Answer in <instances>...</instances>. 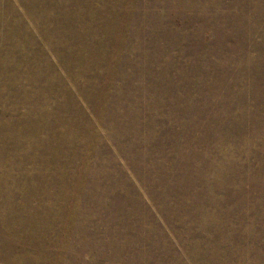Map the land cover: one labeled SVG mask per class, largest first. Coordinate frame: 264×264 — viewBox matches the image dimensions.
Wrapping results in <instances>:
<instances>
[{
    "label": "rangeland",
    "instance_id": "374dc122",
    "mask_svg": "<svg viewBox=\"0 0 264 264\" xmlns=\"http://www.w3.org/2000/svg\"><path fill=\"white\" fill-rule=\"evenodd\" d=\"M35 1H36V3H35ZM41 1H43V0H38V1L37 0H31V2L33 3L32 4V3H30V0L29 1L25 0L24 1L25 3L22 2L21 0L20 1L19 0H0V9H1L0 10V21H1L0 22V29L2 31L4 30L6 33L5 34L4 31L2 32L0 30V32H1L0 35L2 34V36H1L2 38L0 37V45H1L0 46V54H2V56L0 55V69H1L0 71H2L0 73V220H1L0 221V236H1L0 237V251H1L0 252V264H34V263L39 264L40 262H41L40 264H50V263L51 264H79V263L80 264L81 263L82 264H87V263H89V264H102V263L103 264H112V263L113 264H116V263L117 264H134V263L135 264H154V263H156V264L157 263L158 264H164V263L165 264H200V263L201 264H264V178H263L264 177V175H263L264 174V141H263L264 140V106H262V104L264 105V99H262V98H264L263 97L264 96L263 95L264 94V0H144V1L143 0H122V1L121 0H97V1L86 0V2H85V0L84 1L81 0L84 4L79 0L80 2L78 1L77 4L80 6H78L77 4L73 5L69 0H65V1L64 0H60V1L59 0H53L49 3L54 4L57 15L56 14L53 15L52 14L53 12L51 10H49V11L47 10L48 16H44V17L40 16L39 10H38L39 9L38 5L40 4ZM7 3H8V7H7ZM10 3H11V5H10ZM79 3H81V4H79ZM108 3H110V4H108ZM121 3L124 4L123 7H122ZM69 4H70V6H69ZM29 6L31 8H29ZM32 7H34V9H32ZM58 7H59V9H58ZM81 7H82V9H81ZM84 7H86V8H84ZM88 8H90V11H92V12H90ZM36 9L38 12L36 11ZM132 9H133V11H132ZM30 10H32V11L30 12ZM65 10H66V12H65ZM84 10H86L87 12ZM98 10H100V11H98ZM15 11H18L17 14L15 13ZM71 11H73V12H71ZM83 11L86 13H83ZM103 11H105V12H103ZM80 12L83 14H80ZM106 13H108V14H106ZM128 13H130V14H128ZM66 14H68V15H66ZM98 14H99V16L101 15L100 16L101 18L98 16ZM136 14H138L139 16ZM90 15L92 16V18ZM106 15H107V18H106ZM123 15H124V17H123ZM33 16L37 20L33 19ZM49 16H50V18H48ZM56 16L58 18L59 17L60 18L58 19ZM116 16H118V17L116 18ZM36 17H39V18H36ZM102 18H103V20H102ZM104 18H106V19H104ZM2 19L5 20V23ZM20 19H22V20H20ZM65 19H66V21H65ZM96 19L98 20L99 23L96 21ZM28 20H30V21H28ZM89 20H91V21H89ZM111 20H112V23H111ZM113 20H115V21H113ZM46 21L49 25H47L45 23ZM49 21H51V24H55V25H59V24H57V22L59 23L62 21L67 23V24L70 23L71 25L69 24V26L73 29V31L76 30L75 34H80V32H81V34L83 36L85 35L86 42H84V41L77 42V43L72 44L73 45L72 46L68 40H66V42H63L59 38L57 39V37L55 35L53 36V34H54L53 28H51L52 25L49 23ZM104 21H105V23L110 21L109 23L114 25V28L111 32L112 35L111 34H104V32H101L99 30L100 24L101 23L104 24L103 23ZM8 22L11 24H8ZM76 22H78V23H76ZM92 22L95 23L94 28L92 25L94 23H92ZM41 23H42V25H41ZM5 24H7V25H5ZM39 24L41 25V27ZM44 25H45V27H44ZM81 26H82V29H79V28H81ZM18 27H19V29H22V30L17 29ZM35 27H37V28H35ZM12 28H14L15 31H13L14 29H12ZM134 29H135V31H134ZM6 30H7V32H6ZM23 30H25V31L23 32ZM39 30L40 31L43 30L45 34L43 35V31H41V33H40ZM63 30H64V32H66L65 29H63ZM125 30H126V32H125ZM9 31H11V32L8 33ZM97 31L99 32V34ZM136 31L138 34L136 33ZM27 32H28V35H27ZM84 33H86V34H84ZM144 33H145V35H144ZM108 35H110L109 36L110 38L108 37ZM146 35H148V36H146ZM154 35L156 36V38ZM131 36H133L132 37L133 39L131 38ZM47 37H48V39H47ZM50 37H51V40H50ZM52 37H54V39ZM119 37L121 39H119ZM134 37H136V38H134ZM88 38L90 40H88ZM5 39H7V40H5ZM34 39H35V41H34ZM37 39H39V40H37ZM55 39H57V41ZM94 39H95V42H94ZM143 39H145V40H143ZM32 40H33V43H32ZM4 41H6L8 44ZM96 41H97V43H96ZM28 42H30L31 44ZM82 42L84 43V45ZM123 42H125V43H123ZM128 42H129V44H128ZM12 43L14 44V46L17 44L15 46L16 48L14 46H12L13 45ZM43 43H46V44H43ZM58 43L61 46L55 45ZM136 43H137V45H139V43H140V46H137ZM28 44L30 45V47ZM33 44H35V45H33ZM50 44H52V45H50ZM90 44H91V47H90ZM94 44L98 45L95 48L98 50H95L94 48H92V47H94ZM110 44L113 47H111ZM115 44H118V45L120 44V45H119V47L116 48ZM121 45H124V46H121ZM49 46L53 49H51ZM83 46H84V49H83ZM104 46H105V48H104ZM106 46H108V47H106ZM34 47H35V49H34ZM55 47H56V49H55ZM75 47L81 48V49H79L81 52L78 50V48L76 49ZM112 48H114V50ZM4 49H5V51H4ZM16 49H17V51H16ZM119 49H120V51H119ZM1 51H3V52H1ZM74 51L80 53L79 54L80 56L82 55L81 56L82 58H80V59L84 62V64L91 65V67L89 69L92 71V72L90 71V76L92 74L93 75L91 76L92 78L90 80H85L84 77H81L79 75L80 71H79L78 67L76 66V64L73 60L71 63H69L71 61L69 56L72 53H74ZM110 51H111V53H110ZM95 52H96V54H94ZM154 52L158 53L159 55L155 54ZM45 53H47V54H45ZM123 53H125V54H123ZM56 54L58 55V57L56 56ZM90 54H91V56H90ZM122 54H123V56H122ZM152 54H154V55L152 56ZM98 55H102V56H98ZM39 56H41V57L39 58ZM155 57H156V59H155ZM45 58L47 59L48 62L46 61ZM107 58H109L110 61ZM119 58L122 60H120ZM162 58H164V59H162ZM14 59H16V60H14ZM103 59H104V61H103ZM105 60L106 61L108 60V61L105 63ZM94 61L98 63L95 70H93V67H92ZM187 62H189V63H187ZM102 63H105V64H102ZM117 63H118V65H117ZM99 65L101 67H98ZM106 65H109V66H106ZM112 65H114V66H112ZM142 66L144 67V69ZM149 66L151 68H148ZM50 68H52V70ZM102 68H103V70H102ZM108 68H109L110 72L108 71ZM121 68H123V69H121ZM137 68H138V70L141 69L140 70L141 72H144V70H146V69L150 70L153 68L150 71L151 72L150 75L151 76L153 75L151 77V80H153V82L159 81L158 83L160 85L162 84L161 88L163 86L164 87L162 89L161 88L156 89L155 92H154V90H149L147 92V95H146L145 94L146 92L143 93V91L141 89H142V87H144L146 85V83L150 84L149 82H146L144 80L139 81V80L134 79L133 77L129 78L132 80V81L130 80L131 82L128 81L129 79H124V81L119 80V76H118L119 71H123V72H127V73L131 74V72L136 70ZM49 69L51 72H49ZM16 70H18V71L16 72ZM149 70H148V72H149ZM7 72H9V73H7ZM57 72H58V74H57ZM167 72H168V74H167ZM101 73L103 74V77H102ZM13 75H15V76H13ZM137 75H143V74L137 71V73H135L133 76H137ZM131 76H132V74H131ZM50 77H52V79H50ZM98 77H100L101 79ZM40 78H41V80H40ZM102 78H103V80H102ZM154 78L155 79L158 78V79L155 80ZM170 78H171V80H170ZM43 79H44V82H46V83L43 82ZM111 80H112V82H111ZM24 81L27 84L24 83ZM28 81H30V82H28ZM138 81H139V83H138ZM58 82H60V83H58ZM89 82H91L92 84ZM37 83H38V85H37ZM103 83H105V84H103ZM130 83H132V84H130ZM4 84H6V85H4ZM31 84H33V85H31ZM45 84H47V85H45ZM209 84H210V86H209ZM81 85H82V87H81ZM88 85H89V88H88ZM96 85H98L99 87L101 86L102 89L97 87ZM22 86H23V88H22ZM130 86H131V89H130ZM78 87H80V88H78ZM258 87H260V89ZM53 88H54V90H53ZM74 88L77 89V91ZM46 89H49V90H46ZM152 89H155V88L152 87ZM104 90H106V91H104ZM139 90L141 92H139ZM256 90H258V91H256ZM51 91H52V93H51ZM58 91H59V93H57ZM99 91H101V92H99ZM137 91H138L139 95L137 94ZM200 91H202V92H200ZM112 92L114 93L115 96L112 95L113 94ZM209 92H211V94ZM8 93H9V95H8ZM28 93H30V94H28ZM105 93H107V94H105ZM32 94H34V95H32ZM48 94H49V96H48ZM58 94H59V97H56V96H58ZM86 94L87 95L90 94V96L88 95L89 97H87ZM130 94H131V98L133 97L132 98L133 100L130 98ZM215 94H216V96H215ZM108 95H109V97H108ZM137 95H138V97H137ZM53 96H55L57 99ZM61 96H62V99H60ZM82 96H84V98ZM127 96L129 98H127ZM152 96H153V99L151 98ZM169 96H171V97H169ZM206 96H208V97H206ZM19 97L22 100L21 99L18 100ZM30 97H31V99H30ZM158 97H160V98H158ZM219 97L221 100L219 99ZM39 98H40V100H39ZM63 98H65V99H63ZM74 98H76V99H74ZM97 98L99 99V102H98ZM146 98H148V99H146ZM168 98L170 101L168 100ZM77 99L80 102L81 101L82 102L80 103ZM107 99H109V100H107ZM55 100H57V101H55ZM100 100H101V102H100ZM104 100H105V102H104ZM131 100H132V102H131ZM144 100H146L147 102ZM150 100H152V101L156 100V102L158 100V104L153 103L151 106H149L152 103V101L150 102ZM165 100H166V103H164ZM207 100H209L210 102ZM168 101H169V103H167ZM23 102H25V103H23ZM57 102H58V104H57ZM94 102H96L95 105H94ZM120 102H123V103H120ZM170 102L175 103V106H178L177 108H181V109L187 108L189 106H194L193 107L194 109L197 108L196 116L194 115L193 117H191V115L188 113V120L191 122L193 120L196 121L199 117H203L202 115L207 116L209 113L211 115H213V117H212V119H210V123H209V127L212 130V132L210 134L211 141H209L207 143L202 142V144H200L199 146H195L194 149H193V146L189 149V151L193 149L194 151L198 150L200 152V154H201L200 159H201L203 164L197 165L198 163L194 162L193 160L189 159L188 157H186L188 161H186V159H183V157H179L181 163L179 165H176V166H174L172 164L174 168H166V167H165V169H152L151 168L150 164L155 162V161L157 163L160 162L159 164H162L164 166H168L169 161H170V157H172V156L174 157V154H175L174 150H175V152L177 150L176 154L183 152L180 149V146L181 145H190L189 143H190L191 138H195V137L197 138L199 136L198 131H195L194 129L192 131H190L191 129H188L189 135L184 137L180 134V131H181L180 128L179 127L177 128V126L174 125L173 122H171L169 127H167V125L170 123V121L167 120L168 124H165V125L162 123V119L159 117L163 116L161 114L167 113V108H170V107H168L169 104H171ZM184 102H186V103H184ZM44 103H45V105H44ZM54 103H56V104H54ZM131 103H132V105H131ZM22 104H24V105H22ZM48 104H50V105H48ZM53 104L56 105V107H58V109H61V108L62 109L57 110V108L54 107ZM61 104L62 105L64 104V105L62 106ZM100 104H102V105H100ZM118 104H120V105L117 106ZM122 104H124V105H122ZM125 104H126V107H125ZM259 105H261V106H259ZM32 106H33V108H32ZM64 106H65V108H64ZM92 106H94L95 109ZM153 106H154V108H153ZM53 107H54V109H53ZM89 107L93 110H90ZM116 107H117V109H116ZM131 107H132V109H131ZM144 107H146V108H144ZM6 108H8V109H6ZM118 108H119V111H118ZM133 108L136 109L137 111L134 110ZM158 108H160V110ZM164 108H166V109H164ZM50 110L53 113L50 112ZM100 110H101L102 114L100 113ZM102 110H104V112ZM121 110H123V111H121ZM146 110H147V112H146ZM232 110H234V111H232ZM59 111H62V112H59ZM77 111H79V112H77ZM83 111H85V112H83ZM141 112H142V115H141ZM148 112H151V113L149 114ZM104 113H106V114H104ZM152 113H154V114L156 113L155 117L159 118V119L154 120V121H158L160 123V125H159V123L158 124L157 123L152 124V125H150V127L148 129L147 126H148L149 121H150L149 117ZM13 114H15V115H13ZM133 114H134V117H133ZM80 115H81V117H80ZM96 115H97V117H96ZM13 116H14V118H13ZM31 116H32V118H30ZM85 116H87V117H85ZM56 117H58V118H56ZM75 117H76V119H75ZM101 117H103V118H101ZM130 117H132V118H130ZM189 117H191V118L189 119ZM218 117H219V119H218ZM254 117H256L258 120ZM20 118H21V120H20ZM51 118H53L54 121L53 120L51 121ZM77 118H78V120H77ZM104 118H105V120H104ZM234 118H236V119H234ZM74 120L78 124H76ZM116 120H119V122L121 123L122 128H120V130L118 127H115L114 122ZM133 120H135V121H133ZM204 120H205V118L203 117L202 121H204ZM214 120H217V121H214ZM98 121H100V122H98ZM146 121H148V122H146ZM199 121H201V120H199ZM61 122H63L64 124L63 123L61 124ZM211 122L214 123V125ZM109 123H111V124H109ZM126 123H129V127H125L127 129H124L122 124L125 125ZM218 124H220V125H218ZM80 125H81V128H79ZM154 125H155V127H154ZM212 125H213V127H212ZM53 126H54V130L52 128ZM93 126H94V128H93ZM229 126H231V127H229ZM17 127H19V129ZM21 127L23 128V130ZM66 127L68 129H70V132L67 131ZM64 128H65L66 132H65ZM151 128H152V130H151ZM218 128H219V131H218ZM92 129H94V130H92ZM112 129L116 130L117 132L112 130ZM156 129H159V130L157 131ZM75 130H76V132H74ZM167 130L168 131L171 130L170 132H172L174 134L175 140L173 139L171 144H169L167 142L166 138L162 135V134H166L165 131H167ZM216 130H217V132H216ZM77 131H78V133H77ZM118 131H120V132H118ZM185 131H187V129ZM256 131H258L259 134ZM82 132H83V134H80ZM109 132H112V133H109ZM154 132H156V133H154ZM159 132H161V133L159 134ZM37 133H39V134H37ZM89 133L93 134V136L91 134L89 135ZM100 133H102V134H100ZM157 133L159 135H157ZM58 134H59V136H58ZM113 134H115L117 137ZM217 134H219V135H217ZM235 134H236V136H235ZM80 135H82L84 138ZM40 136L43 138V140ZM242 136L243 137L245 136V137L243 138ZM51 137H52V139H51ZM92 137H94L95 140H94V138L92 139ZM153 137L157 138V139L159 137V139L154 140ZM214 137H216V138H214ZM248 138H250V139H248ZM84 139H85V141H84ZM91 139H92V141H91ZM113 139L114 140L116 139V140L114 141ZM121 139H123V140L121 141ZM261 139H263V140H261ZM59 140H61V141H59ZM212 140H213V142H212ZM215 140H216V142L214 143ZM250 140L252 143L250 142ZM255 140L257 142H255ZM79 141L81 144L79 143ZM68 142L70 145L68 144ZM70 142L71 143L74 142V143H72L73 144L72 146H71ZM210 142H212V143H210ZM240 142L242 145H240ZM247 142H249V143H247ZM208 143H210V144H208ZM238 143H239V145H238ZM29 144H30V146H29ZM213 144H214V146H213ZM236 144H237V146H236ZM83 145H84V147L82 148ZM122 145H123V147H121ZM65 146H67V147H65ZM166 146H167V148H166ZM207 146H208V148H206ZM91 147H92V149H90ZM100 147H102V148H100ZM249 147H250V149H249ZM213 148H214V150H213ZM240 148H241V150H240ZM242 148L243 149L245 148L246 150L245 149L242 150ZM66 149H70V150H66ZM237 149H238V151H237ZM39 150H40V152H38ZM46 150H48V152ZM89 150H91V152H89ZM102 150H104V151H102ZM204 150L206 152L208 150L209 151L206 153ZM233 150H234L235 155H234V153H231V152H233ZM249 150H251L252 152L251 151L249 152ZM106 151H107V153H106ZM124 151H126V153ZM189 151L187 152V154L189 153ZM203 151H204V153H203ZM220 151H221V153H220ZM43 152H44V154H43ZM61 152L63 153L62 155H60ZM246 152H249V153H246ZM212 153H215L213 155L214 157L211 156ZM222 153H223V155H222ZM251 153H252V155H251ZM49 154H51V155H49ZM69 154H71V156ZM181 154H183V153H181ZM65 155H67V156H65ZM92 155H94V156H92ZM113 155H116V156H113ZM160 155L162 157H159ZM216 155H217V157H216ZM61 156H62V159H61ZM239 156H240V158H239ZM98 157H100V158H98ZM218 157H219V159H221V158L222 159L219 160ZM208 158H210V159H208ZM216 158H217V160H216ZM181 159H183V160H181ZM55 160H57V161H55ZM105 160H106V162H105ZM109 160H114V161H109ZM118 160H119V162H118ZM164 160H165V162H163ZM78 161L80 162V164ZM210 161L212 164L210 163ZM248 161H250L251 164H249L250 162H248ZM64 162H66V164ZM69 162H71V163L69 164ZM111 162H113V163H111ZM125 162H127V163H125ZM233 162L235 163V166H234ZM243 162H244V164H243ZM108 163H109V165H108ZM117 164H119V165H117ZM204 164H206V165H204ZM224 164H229V166H231L230 172H232V179L230 181H226L220 175H218V178H216L217 174L214 170H216L219 167H221V168L224 167V166H222ZM107 165L109 166V168ZM94 166H98V167H95L96 168L95 169V168H93ZM240 166H241V168H240ZM142 167H143V170H142ZM236 167H237V169L239 167L240 170L239 169L237 170ZM75 168H77L78 171H76ZM103 168H104V170H103ZM245 168H247V169H245ZM249 168H250V170H249ZM63 169H64V171H63ZM92 169H94V170H92ZM207 169L209 170V172L205 173L203 175V177L205 176L204 180L208 183L202 181L201 177H200L202 175L201 172L206 171ZM122 170L124 173L122 172ZM243 170H244V172H243ZM245 170H246V172H245ZM69 171H70V173L72 172V174H70ZM108 171H110V172H108ZM216 171H217V173H221L220 170H216ZM259 171L261 174H259ZM73 172H74V174H73ZM99 172H101V175ZM104 172H106L107 174ZM132 173H135V174H132ZM240 173H241V175H240ZM49 174H51V176ZM109 174L111 176H108ZM115 174H116V177H114ZM185 175H189L188 178L185 179V182L180 181V176H185ZM210 175H212L213 177ZM60 176H61V178H60ZM83 176H84V178H83ZM125 176H127V177L125 178ZM238 176H240V177H238ZM258 176H260V177H258ZM97 177H98V179H97ZM209 177H210V179H209ZM247 177H250V178H247ZM244 178L246 179V181H244L245 180ZM72 179H74V181ZM158 179H162V181L164 182V185H158L159 184V182L157 181ZM239 179H240V181H239ZM247 179H249V181ZM129 180H131V181H129ZM182 180H184V179H182ZM107 181L113 182V183L106 184V187L111 188L112 186H115V183L117 182L118 191L121 190V193L125 194V197L127 199V200H125L126 207H129L132 210L131 213L129 211L125 210V216L127 218H129L126 220V222L129 223V227H132V225H133L132 236L134 233L138 238H130L129 234L126 230H122V231H120V233L116 234L118 236L114 235L113 232H110V229H109L110 226H106V224L104 223V222H106L105 219H108L109 224L110 225L113 224V226H116V225L117 226H124L122 224H124V223L126 224V222L124 220H122L120 214L115 212L116 210H115V208L112 207V200L111 199L100 200L99 197L97 196L92 201V204H91V210L92 211L90 210V212L85 211L81 207V206L84 207L85 203H86V201H85L86 197H84L85 194L83 193V191H81L82 187L88 183H92V184H88L87 186L90 185V186H93L95 188H97V187L100 188L101 185L99 183H104ZM234 181H235V183H234ZM72 182H73V184H72ZM170 182H172L171 185H170ZM188 182H196L198 184H203V187L197 186L196 184L187 185ZM46 183H48V184H46ZM133 183H135V184H133ZM64 185H65V187H64ZM69 185H71V186L74 185V187L77 188V191L79 193L78 197H71L70 196L69 190L67 189ZM97 185H99V186H97ZM149 185H152L153 188ZM227 185H229V186H227ZM233 186H234V188H233ZM23 187H25V189H23ZM54 187L56 190L54 189ZM45 188H46V190H45ZM130 189L132 192L130 191ZM239 189H241V190H239ZM62 190H64V191H62ZM144 190H146V191H144ZM42 191H43V193H42ZM128 191H130V193ZM237 191L239 193L238 195H236ZM199 192H201L200 195H199ZM188 193L190 195V198H188V199H183V200L178 201V199L175 197V195L181 196L183 194H188ZM217 193H218V197H217ZM241 193H243L244 195ZM112 194H114L113 196H115L116 191L112 190L110 195H112ZM136 194H138V195L136 196ZM195 194H198V197L194 196ZM58 195H59V197L60 196L61 197L59 198ZM152 195H160L157 197V202L154 201L155 198L152 197ZM225 195H227V198L225 197ZM240 195H241V197H240ZM43 196H44V198H43ZM48 196H49V198H48ZM161 196H164V198ZM29 197H32V198H29ZM131 197H132V199H131ZM149 197H150V199H149ZM179 198H181V197H179ZM109 200H110V202H109ZM73 201H74V203H73ZM163 201H164V206L167 207L166 214H164L163 209L160 205V202H163ZM175 201H176V203H175ZM200 201H201V204H200ZM41 202H42V204H43V202L45 204L42 205ZM77 203L79 204L78 211L75 208H72V206L74 204H77ZM101 203L103 206L107 207V209L99 208L98 205ZM137 203H138V205H137ZM190 203L192 206L190 205ZM202 203H203V205H202ZM185 204H187L188 206ZM215 204H216V206H215ZM243 204H245L246 208L244 207ZM107 205H110V206H107ZM23 206H24V208H23ZM55 206H57V207H55ZM53 207H55V208H53ZM63 207H64V209H63ZM66 207H67V210H66ZM68 207H69V209H68ZM8 208L11 211H15V210L20 209L25 213V215H29L32 217L36 216L35 218L37 220H35V222L33 220L32 223L29 225L30 233L28 232V228H26V230L20 232V228H17V227H14V225H11L9 223V220L7 219V217L4 218V216H5L4 212ZM197 208H198V210H197ZM193 210H195V211H193ZM168 211H170V212H168ZM93 212H95V213H93ZM195 212L197 213V215ZM204 212H206V213H204ZM81 213L84 215H82ZM103 213H104V215H103ZM115 213L117 215H115ZM176 213H178V215ZM207 213L211 217H209L207 215ZM55 214H56V216H53ZM128 214L129 215L132 214V215L129 216ZM86 215H87V217H86ZM110 215H112V216L110 217ZM190 216H191V218H190ZM95 217H97V218H95ZM98 217H100L102 219H100ZM146 218H147V220H146ZM142 219H143V221H142ZM184 219H186V220H184ZM208 219H210V220L207 221V223H206V220H208ZM55 220H56V222H55ZM128 220H130V221H128ZM189 220H191V221L189 222ZM99 221H101V222H99ZM48 224H50V225H48ZM148 225H149V227H148ZM141 227H143V228H141ZM172 228H173V230H169ZM235 228H237V229H235ZM179 230H181V231L179 232ZM199 231H200V233H199ZM169 232H172V233H169ZM173 232H174V234H173ZM77 233H79V234H77ZM43 234H44V236H43ZM143 234L148 236V237H145ZM28 235H29V237H28ZM89 235H90V237H89ZM98 235H100V236H98ZM69 236H70V238H69ZM93 236L95 237V239L96 238L97 239L95 240ZM102 236H103V238H102ZM44 237L47 239H45ZM104 237H106V239ZM176 237H177V239H176ZM133 239L140 240L141 242L139 241V243L137 245H134V243H136V241H133ZM63 240L66 242H64ZM79 240L81 242H79ZM42 241H44L46 244ZM114 241H116V242H114ZM191 241L192 242L194 241V242L191 243ZM119 242H121V243H119ZM14 243H15V245H14ZM89 243H90V245H89ZM112 243H113V246H112ZM197 243H200V244H198L199 247H198ZM64 244H65V246H64ZM82 244H84V245L82 246ZM122 244L124 246H122ZM8 245L11 247H9ZM202 245L205 247V249ZM34 246H35V248H34ZM36 246L38 248H36ZM62 246H64V247H62ZM88 246L90 248H88ZM101 246H102V248H101ZM136 246L139 248H137ZM60 247H61V249H60ZM121 247H122V249H121ZM136 249H138V250H136ZM20 250H21V252H20ZM9 251H10V253H8ZM117 252H118V255H117ZM154 252H156V253H154ZM119 253L122 255H120ZM10 254H12V255H10ZM133 254H134L135 258L133 257ZM205 254H207V255H205ZM72 255L75 257V259ZM195 255H197V256H195ZM136 257L139 259H136ZM187 258H189V259H187ZM171 259H173V260H171ZM75 260H77V261H75ZM113 260L117 261V262H114ZM126 262H128V263H126Z\"/></svg>",
    "mask_w": 264,
    "mask_h": 264
},
{
    "label": "bare ground",
    "instance_id": "6f19581e",
    "mask_svg": "<svg viewBox=\"0 0 264 264\" xmlns=\"http://www.w3.org/2000/svg\"><path fill=\"white\" fill-rule=\"evenodd\" d=\"M20 1V0H19ZM22 2H24L25 0H21ZM29 1V0H28ZM38 1V0H37ZM51 1H53V0H43V1H41L40 2V4L38 5V10H39V14H40V16H48V13H47V10L49 11V10H51L53 13V15H55L56 14V9H55V7H54V4H51V3H49V2H51ZM60 1V0H59ZM65 1V0H64ZM73 5H76L77 3H78V1L79 0H69ZM81 1V0H80ZM79 1V2H80ZM84 1V0H83ZM95 1H97V0H95ZM122 1V0H121ZM144 1V0H143ZM7 2V1H6ZM10 2V1H9ZM13 2V1H12ZM82 2V1H81ZM85 2H86V0H85ZM92 2V1H91ZM100 2V1H99ZM117 2V1H116ZM124 2V1H123ZM147 2V1H146ZM151 2V1H150ZM25 3V2H24ZM30 3H32L31 2V0H30ZM35 3H36V1H35ZM68 3V2H67ZM83 3V2H82ZM88 3V2H87ZM140 3V2H139ZM144 3V2H143ZM2 4V3H1ZM23 4V3H22ZM33 4V3H32ZM60 4V3H59ZM66 4V3H65ZM64 4V5H65ZM79 4H81V3H79ZM84 4V3H83ZM92 4V3H91ZM105 4V3H104ZM103 4V5H104ZM108 4H110V3H108ZM118 4V3H117ZM122 4V3H121ZM133 4V3H132ZM3 5V4H2ZM10 5H11V3H10ZM25 5V4H24ZM67 5V4H66ZM65 5V6H66ZM78 5V4H77ZM93 5V4H92ZM123 5L124 4H122V7H123ZM139 5V4H138ZM17 6V5H16ZM23 6V5H22ZM32 6V5H31ZM69 6H70V4H69ZM78 6H80V5H78ZM102 6V5H101ZM100 6V7H101ZM128 6V5H127ZM152 6V5H151ZM7 7H8V3H7ZM11 7V6H10ZM83 7V6H82ZM82 7H81V9H82ZM88 7V6H87ZM95 7V6H94ZM104 7V6H103ZM106 7V6H105ZM111 7V6H110ZM120 7V6H119ZM118 7V8H119ZM125 7V6H124ZM28 8V7H27ZM29 8H31L30 6H29ZM84 8H86V7H84ZM97 8V7H96ZM102 8V7H101ZM112 8V7H111ZM110 8V9H111ZM121 8V7H120ZM32 9H34V7H32ZM58 9H59V7H58ZM72 9V8H71ZM70 9V10H71ZM89 9V11H90V8H88ZM95 9V8H94ZM93 9V10H94ZM103 9V8H102ZM109 9V8H108ZM128 9V8H127ZM140 9V8H139ZM1 10V9H0ZM5 10V9H4ZM10 10V9H9ZM19 10V9H18ZM63 10V9H62ZM69 10V9H68ZM75 10V9H74ZM73 10V11H74ZM131 10V9H130ZM27 11V10H26ZM32 10H30V12H31ZM36 11H37V9H36ZM73 11H71V12H73ZM84 11H86V10H84ZM83 11V13H86V12H84ZM97 11V10H96ZM98 11H100V10H98ZM102 11V10H101ZM115 11V10H114ZM128 11V10H127ZM132 11H133V9H132ZM145 11V10H144ZM13 12V11H12ZM17 12L18 11H15V13L17 14ZM28 12V11H27ZM38 12V11H37ZM65 12H66V10H65ZM90 12H92V11H90ZM103 12H105V11H103ZM110 12V11H109ZM122 12V11H121ZM120 12V13H121ZM124 12V11H123ZM131 12V11H130ZM7 13V12H6ZM10 13V12H9ZM14 13V12H13ZM34 13V12H33ZM68 13V12H67ZM79 13V12H78ZM83 13H81L80 12V14H83ZM99 13V12H98ZM113 13V12H112ZM117 13V12H116ZM32 14V13H31ZM30 14V15H31ZM37 14V13H36ZM70 14V13H69ZM73 14V13H72ZM106 14H108V13H106ZM118 14V13H117ZM128 14H130V13H128ZM134 14V13H133ZM140 14V13H139ZM143 14V13H142ZM149 14V13H148ZM25 15V14H24ZM28 15V14H27ZM57 15V14H56ZM59 15V14H58ZM66 15H68V14H66ZM132 15V14H131ZM136 15H138V14H136ZM144 15V14H143ZM2 16V15H1ZM32 16V15H31ZM75 16V15H74ZM91 16V15H90ZM89 16V17H90ZM98 16H99V14H98ZM101 16V15H100ZM99 16V17H100ZM110 16V15H109ZM108 16V17H109ZM119 16V15H118ZM118 16H116V18L118 17ZM139 16V15H138ZM9 17V16H8ZM18 17V16H17ZM29 17V16H28ZM57 17V16H56ZM71 17V16H70ZM85 17V16H84ZM95 17V16H94ZM104 17V16H103ZM121 17V16H120ZM119 17V18H120ZM123 17H124V15H123ZM127 17V16H126ZM129 17V16H128ZM155 17V16H154ZM20 18V17H19ZM36 18H39V17H36ZM48 18H50V16L48 17ZM52 18V17H51ZM58 18V17H57ZM60 18V17H59ZM58 18V19H59ZM75 18V17H74ZM91 18H92V16H91ZM96 18V17H95ZM101 18V17H100ZM106 18H107V15H106ZM106 18H104V19H106ZM115 18V17H114ZM122 18V17H121ZM6 19V18H5ZM12 19V18H11ZM17 19V18H16ZM24 19V18H23ZM33 19H35V17L33 16ZM44 19V18H43ZM72 19V18H71ZM81 19V18H80ZM79 19V20H80ZM87 19V18H86ZM90 19V18H89ZM135 19V18H134ZM3 20V19H2ZM20 20H22V19H20ZM35 20H37V19H35ZM34 20V21H35ZM57 20V19H56ZM102 20H103V18H102ZM117 20V19H116ZM4 21V23H5V20H3ZM12 21V20H11ZM28 21H30V20H28ZM65 21H66V19H65ZM78 21V20H77ZM83 21V20H82ZM89 21H91V20H89ZM93 21V20H92ZM95 21V20H94ZM96 21L98 22V20L96 19ZM113 21H115V20H113ZM121 21V20H120ZM129 21V20H128ZM136 21V20H135ZM1 22V21H0ZM13 22V21H12ZM18 22V21H17ZM24 22V21H23ZM33 22V21H32ZM53 22V21H52ZM72 22V21H71ZM110 22V21H109ZM109 22H106L105 23V21L103 22L104 24H100V26H99V30L101 31V32H104V34H111V32H112V30H113V28H114V25H112V24H110ZM19 23V22H18ZM43 23V22H42ZM42 23H41V25H42ZM47 25H49L48 23H47V21L45 22ZM49 23L51 24V21H49ZM76 23H78V22H76ZM92 23H94V22H92ZM91 23V24H92ZM99 23V22H98ZM111 23H112V20H111ZM114 23V22H113ZM124 23V22H123ZM128 23V22H127ZM136 23V22H135ZM8 24H11V23H9L8 22ZM16 24V23H15ZM26 24V23H25ZM57 24H59V25H55V24H51L52 25V27L51 28H53V36L55 35L56 37H57V39L59 38L61 41H63V42H66V40H68L69 41V43H71V45L72 44H74V43H77V42H81V41H84V42H86V37H85V35L83 36L82 34H81V32H80V34H75V31H73V29L69 26V24L70 23H65V22H57ZM83 24V23H82ZM126 24V23H125ZM5 25H7V24H5ZM17 25V24H16ZM40 25V24H39ZM41 25H40V27H41ZM71 25V24H70ZM78 25V24H77ZM81 25V24H80ZM84 25V24H83ZM93 25V28L95 27L94 25H95V23L94 24H92ZM120 25V24H119ZM73 26V25H72ZM76 26V25H75ZM74 26V27H75ZM90 26V25H89ZM121 26V25H120ZM137 26V25H136ZM3 27V26H2ZM16 27V26H15ZM14 27V28H15ZM20 27V26H19ZM19 27L17 28V29H19ZM44 27H45V25H44ZM14 28H12V29H14ZM33 28V27H32ZM35 28H37V27H35ZM50 28V27H49ZM136 28V27H135ZM9 29V28H8ZM24 29V28H23ZM27 29V28H26ZM44 29V28H43ZM63 29H65L66 30V32H64V30ZM79 29H82V26H81V28H79ZM89 29V28H88ZM87 29V30H88ZM126 29V28H125ZM139 29V28H138ZM1 30V29H0ZM19 30H22V29H19ZM31 30V29H30ZM45 30V29H44ZM2 31V30H1ZM4 31V30H3ZM2 31V32H3ZM12 31V30H11ZM11 31H9L8 33H10ZM13 31H15V29L13 30ZM12 31V32H13ZM18 31V30H17ZM25 30H23V32H24ZM27 31V30H26ZM40 31V30H39ZM41 31H43V30H41ZM41 31H40V33H41ZM50 31V30H49ZM84 31V30H83ZM91 31V30H90ZM94 31V30H93ZM134 31H135V29H134ZM6 32H7V30H6ZM21 32V31H20ZM32 32V31H31ZM34 32V31H33ZM86 32V31H85ZM95 32V31H94ZM98 32V31H97ZM96 32V33H97ZM115 32V31H114ZM125 32H126V30H125ZM1 33V32H0ZM4 33H5V31H4ZM3 33V34H4ZM16 33V32H15ZM14 33V34H15ZM39 33V32H38ZM47 33V32H46ZM51 33V32H50ZM120 33V32H119ZM124 33V32H123ZM136 33H137V31H136ZM6 34V33H5ZM19 34V33H18ZM35 34V33H34ZM45 33H44V31H43V35H44ZM49 34V33H48ZM68 34V35H67ZM84 34H86V33H84ZM98 34H99V32H98ZM97 34V35H98ZM114 34V33H113ZM138 34V33H137ZM136 34V35H137ZM17 35V34H16ZM27 35H28V32H27ZM26 35V36H27ZM42 35V36H43ZM95 35V34H94ZM112 35V34H111ZM117 35V34H116ZM124 35V34H123ZM129 35V34H128ZM144 35H145V33H144ZM2 36V34L0 35V37ZM18 36V35H17ZM34 36V35H33ZM90 36V35H89ZM88 36V37H89ZM93 36V35H92ZM107 36V35H106ZM110 35H108V37H109ZM118 36V35H117ZM122 36V35H121ZM146 36H148V35H146ZM155 36V35H154ZM28 37V36H27ZM26 37V38H27ZM45 37V36H44ZM133 36H131V38H132ZM137 37V36H136ZM136 37H134V38H136ZM2 38V37H1ZM32 38V37H31ZM46 38V37H45ZM53 39H54V37H52ZM100 38V37H99ZM105 38V37H104ZM110 38V37H109ZM155 38H156V36H155ZM16 39V38H15ZM28 39V38H27ZM36 39V38H35ZM35 39H34V41H35ZM47 39H48V37H47ZM57 39H55L56 41H57ZM96 39V38H95ZM95 39H94V42H95ZM107 39V38H106ZM119 39H121L120 37H119ZM133 39V38H132ZM160 39V38H159ZM4 40V39H3ZM5 40H7V39H5ZM9 40V39H8ZM22 40V39H21ZM26 40V39H25ZM37 40H39V39H37ZM50 40H51V37H50ZM88 40H90L89 38H88ZM141 40V39H140ZM143 40H145V39H143ZM148 40V39H147ZM49 41V40H48ZM54 41V40H53ZM55 41V42H56ZM59 41V40H58ZM93 41V40H92ZM100 41V40H99ZM127 41V40H126ZM125 41V42H126ZM133 41V40H132ZM4 42H6V41H4ZM11 42V41H10ZM15 42V41H14ZM42 42V41H41ZM46 42V41H45ZM50 42V41H49ZM60 42V41H59ZM93 42V43H94ZM104 42V41H103ZM111 42V41H110ZM109 42V43H110ZM125 42H123V43H125ZM134 42V41H133ZM7 43V42H6ZM5 43V44H6ZM22 43V42H21ZM28 43H30V42H28ZM32 43H33V40H32ZM47 43V42H46ZM46 43H43V44H46ZM52 43V42H51ZM83 43V42H82ZM90 43V42H89ZM92 43V42H91ZM96 43H97V41H96ZM132 43V42H131ZM146 43V42H145ZM148 43V42H147ZM153 43V42H152ZM4 44V43H3ZM8 44V43H7ZM13 44V43H12ZM16 44V43H15ZM27 44V43H26ZM31 44V43H30ZM62 44V43H61ZM68 44V43H67ZM128 44H129V42H128ZM154 44V43H153ZM10 45V44H9ZM8 45V46H9ZM17 45V44H16ZM15 45V46H16ZM29 45V44H28ZM33 45H35V44H33ZM50 45H52V44H50ZM55 45H59V43L58 44H55ZM54 45V46H55ZM69 45V44H68ZM83 45H84V43H83ZM101 45V44H100ZM107 45V44H106ZM120 45V44H119ZM119 45L118 44H115V47L117 48V47H119ZM136 45H137V43H136ZM135 45V46H136ZM144 45V44H143ZM156 45V44H155ZM1 46V45H0ZM12 46H14V44L12 45ZM14 46V47H15ZM27 46V45H26ZM25 46V47H26ZM32 46V45H31ZM44 46V45H43ZM59 46H61V45H59ZM64 46V45H63ZM70 46V45H69ZM68 46V47H69ZM73 46V45H72ZM77 46V45H76ZM98 45L97 44H94V47H92V48H96ZM110 46H111V44H110ZM121 46H124V45H121ZM131 46V45H130ZM137 46H140V43H139V45H137ZM145 46V45H144ZM166 46V45H165ZM29 47H30V45H29ZM50 47V46H49ZM67 47V46H66ZM79 47V46H78ZM77 47V48H78ZM90 47H91V44H90ZM100 47V46H99ZM106 47H108V46H106ZM111 47H113V46H111ZM127 47V46H126ZM153 47V46H152ZM157 47V46H156ZM7 48V47H6ZM16 48V47H15ZM40 48V47H39ZM46 48V47H45ZM51 48V47H50ZM58 48V47H57ZM73 48V47H72ZM76 48V47H75ZM76 48V49H77ZM87 48V47H86ZM103 48V47H102ZM104 48H105V46H104ZM103 48V49H104ZM143 48V47H142ZM9 49V48H8ZM34 49H35V47H34ZM41 49V48H40ZM51 49H53V48H51ZM55 49H56V47H55ZM54 49V50H55ZM75 49V50H76ZM79 49H81V48H78V50ZM83 49H84V46H83ZM82 49V50H83ZM113 50H114V48H112ZM149 49V48H148ZM153 49V48H152ZM151 49V50H152ZM161 49V48H160ZM10 50V49H9ZM15 50V49H14ZM69 50V49H68ZM77 50V51H78ZM90 50V49H89ZM95 50H98V49H95ZM100 50V49H99ZM146 50V49H145ZM4 51H5V49H4ZM16 51H17V49H16ZM21 51V50H20ZM26 51V50H25ZM48 51V50H47ZM46 51V52H47ZM53 51V50H52ZM80 51V50H79ZM88 51V50H87ZM92 51V50H91ZM105 51V50H104ZM119 51H120V49H119ZM1 52H3V51H1ZM9 52V51H8ZM42 52V51H41ZM59 52V51H58ZM81 52V51H80ZM86 52V51H85ZM122 52V51H121ZM147 52V51H146ZM153 52V51H152ZM7 53V52H6ZM16 53V52H15ZM30 53V52H29ZM93 53V52H92ZM110 53H111V51H110ZM114 53V52H113ZM119 53V52H118ZM155 53V52H154ZM5 54V53H4ZM45 54H47V53H45ZM55 54V53H54ZM58 54V53H57ZM56 54V56L58 57V55ZM80 53H78V52H76V51H74V53H72L70 56H69V58H70V62L69 63H71L72 62V60L75 62V64H76V66L78 67V69H79V71H80V76L81 77H84V79L85 80H90L92 77V75L90 76V71L91 70H89L90 69V67H91V65H87V64H84V62L80 59V58H82L80 55H79ZM94 54H96V52L94 53ZM108 54V53H107ZM123 54H125V53H123ZM123 54H122V56H123ZM155 54H158V53H155ZM162 54V53H161ZM160 54V55H161ZM1 56H2V54H0ZM7 55V54H6ZM16 55V54H15ZM28 55V54H27ZM42 55V54H41ZM154 54H152V56H153ZM159 55V54H158ZM30 56V55H29ZM43 56V55H42ZM85 56V55H84ZM90 56H91V54H90ZM98 56H102V55H98ZM109 56V55H108ZM112 56V55H111ZM150 56V55H149ZM7 57V56H6ZM41 56H39V58H40ZM50 57V56H49ZM93 57V56H92ZM96 57V56H95ZM119 57V56H118ZM126 57V56H125ZM124 57V58H125ZM145 57V56H144ZM162 57V56H161ZM2 58V57H1ZM38 58V59H39ZM105 58V57H104ZM121 58V57H120ZM119 58V59H120ZM134 58V57H133ZM149 58V57H148ZM153 58V57H152ZM12 59V58H11ZM22 59V58H21ZM43 59V58H42ZM46 59V58H45ZM57 59V58H56ZM85 59V58H84ZM93 59V58H92ZM108 60H109V58H107ZM155 59H156V57H155ZM162 59H164V58H162ZM14 60H16V59H14ZM24 60V59H23ZM27 60V59H26ZM76 60V61H75ZM78 60V61H77ZM87 60V59H86ZM95 60V59H94ZM107 60V61H108ZM120 60H122V59H120ZM124 60V59H123ZM130 60V59H129ZM135 60V59H134ZM153 60V59H152ZM159 60V59H158ZM37 61V60H36ZM45 61V60H44ZM43 61V62H44ZM46 61H47V59H46ZM45 61V62H46ZM50 61V60H49ZM57 61V60H56ZM68 61V60H67ZM91 61V60H90ZM103 61H104V59H103ZM106 60H105V63L107 62ZM110 61V60H109ZM126 61V60H125ZM147 61V60H146ZM155 61V60H154ZM11 62V61H10ZM22 62V61H21ZM40 62V61H39ZM48 62V61H47ZM46 62V63H47ZM64 62V61H63ZM92 62V61H91ZM136 62V61H135ZM151 62V61H150ZM170 62V61H169ZM14 63V62H13ZM50 63V62H49ZM66 63V62H65ZM90 63V62H89ZM105 63H102V64H105ZM109 63V62H108ZM125 63V62H124ZM162 63V62H161ZM187 63H189V62H187ZM9 64V63H8ZM40 64V63H39ZM43 64V63H42ZM58 64V63H57ZM68 64V63H67ZM66 64V65H67ZM121 64V63H120ZM134 64V63H133ZM137 64V63H136ZM158 64V63H157ZM27 65V64H26ZM37 65V64H36ZM47 65V64H46ZM53 65V64H52ZM97 65H98V63L97 62H95L94 61V63H93V65H92V67H93V70H95L96 69V67H97ZM117 65H118V63H117ZM126 65V64H125ZM138 65V64H137ZM140 65V64H139ZM24 66V65H23ZM35 66V65H34ZM42 66V65H41ZM48 66V65H47ZM54 66V65H53ZM106 66H109V65H106ZM112 66H114V65H112ZM130 66V65H129ZM133 66V65H132ZM131 66V67H132ZM36 67V66H35ZM46 67V66H45ZM51 67V66H50ZM61 67V66H60ZM98 67H101L100 65L98 66ZM103 67V66H102ZM125 67V66H124ZM143 67V66H142ZM156 67V66H155ZM199 67V66H198ZM14 68V67H13ZM39 68V67H38ZM57 68V67H56ZM65 68V67H64ZM117 68V67H116ZM119 68V67H118ZM127 68V67H126ZM148 68H151L150 66L148 67ZM154 68V67H153ZM152 68V69H153ZM15 69V68H14ZM33 69V68H32ZM51 70H52V68H50ZM50 69H49V72H51L50 71ZM105 69V68H104ZM121 69H123V68H121ZM143 69H144V67H143ZM152 69H146V70H144V72H141L140 70H138V68L136 69V70H134V71H132L131 72V74H132V76H131V74H129V73H127V72H123V71H119L118 72V76H119V80L121 81H124V79H129V78H134V79H136V80H139V81H146V82H149L150 84H147L146 83V85L144 86V87H142V91H143V93L144 92H146L145 94L147 95V92L149 91V90H154V92H155V90L156 89H158V88H161V85L158 83V82H156V81H154L153 82V80H151V77L153 76H151L150 74H151V70ZM1 70V69H0ZM3 70V69H2ZM31 70V69H30ZM29 70V71H30ZM35 70V69H34ZM41 70V69H40ZM43 70V69H42ZM54 70V69H53ZM58 70V69H57ZM99 70V69H98ZM102 70H103V68H102ZM119 70V69H118ZM125 70V69H124ZM148 70H149V72H148ZM162 70V69H161ZM199 70V69H198ZM4 71V70H3ZM14 71V70H13ZM18 70H16V72H17ZM37 71V70H36ZM106 71V70H105ZM108 71H109V68H108ZM130 71V70H129ZM137 71L138 72H140V73H142L143 75H137V76H133L135 73H137ZM2 71H0V73H1ZM40 72V71H39ZM48 72V73H49ZM92 72V71H91ZM102 72V71H101ZM104 72V71H103ZM110 72V71H109ZM135 72V73H134ZM7 73H9V72H7ZM116 73V72H115ZM153 73V72H152ZM3 74V73H2ZM42 74V73H41ZM56 74V73H55ZM57 74H58V72H57ZM108 74V73H107ZM111 74V73H110ZM167 74H168V72H167ZM99 75V74H98ZM101 75H102V77H103V74L101 73ZM115 75V74H114ZM13 76H15V75H13ZM47 76V75H46ZM61 76V75H60ZM59 76V77H60ZM96 76V75H95ZM100 76V75H99ZM117 76V75H116ZM145 76V77H144ZM159 76V75H158ZM164 76V75H163ZM7 77V76H6ZM38 77V76H37ZM55 77V76H54ZM64 77V76H63ZM62 77V78H63ZM112 77V76H111ZM155 77V76H154ZM166 77V76H165ZM10 78V77H9ZM15 78V77H14ZM39 78V77H38ZM44 78V77H43ZM57 78V77H56ZM98 78H100V77H98ZM109 78V77H108ZM11 79V78H10ZM13 79V78H12ZM19 79V78H18ZM50 79H52V77H50ZM81 79V78H80ZM101 79V78H100ZM116 79V78H115ZM155 79V78H154ZM156 79H158V78H156ZM155 79V80H156ZM164 79V78H163ZM169 79V78H168ZM3 80V79H2ZM40 80H41V78H40ZM39 80V81H40ZM46 80V79H45ZM102 80H103V78H102ZM114 80V79H113ZM131 79H129L128 81H130ZM135 80V81H136ZM170 80H171V78H170ZM10 81V80H9ZM36 81V80H35ZM77 81V80H76ZM96 81V80H95ZM94 81V82H95ZM127 81V82H128ZM132 81V80H131ZM130 81V82H131ZM139 81H138V83H139ZM165 81V80H164ZM28 82H30V81H28ZM43 82H44V79H43ZM50 82V81H49ZM81 82V81H80ZM93 82V81H92ZM104 82V81H103ZM109 82V81H108ZM111 82H112V80H111ZM114 82V81H113ZM137 82V81H136ZM162 82V81H161ZM19 83V82H18ZM17 83V84H18ZM24 83H26L25 81H24ZM44 83H46V82H44ZM58 83H60V82H58ZM89 83H91V82H89ZM98 83V82H97ZM123 83V82H122ZM133 83V82H132ZM132 83H130V84H132ZM165 83V82H164ZM175 83V82H174ZM27 84V83H26ZM25 84V85H26ZM79 84V83H78ZM92 84V83H91ZM99 84V83H98ZM103 84H105V83H103ZM111 84V83H110ZM113 84V83H112ZM141 84V83H140ZM219 84V83H218ZM4 85H6V84H4ZM9 85V84H8ZM12 85V84H11ZM31 85H33V84H31ZM37 85H38V83H37ZM42 85V84H41ZM45 85H47V84H45ZM44 85V86H45ZM54 85V84H53ZM77 85V84H76ZM75 85V86H76ZM95 85V84H94ZM109 85V84H108ZM114 85V84H113ZM135 85V84H134ZM133 85V86H134ZM139 85V84H138ZM137 85V86H138ZM164 85V84H163ZM173 85V84H172ZM220 85V84H219ZM13 86V85H12ZM59 86V85H58ZM61 86V85H60ZM92 86V85H91ZM97 87H99L98 85H96ZM110 86V85H109ZM126 86V85H125ZM128 86V85H127ZM132 86V85H131ZM131 86H130V89H131ZM142 86V85H141ZM167 86V85H166ZM209 86H210V84H209ZM218 86V85H217ZM32 87V86H31ZM57 87V86H56ZM81 87H82V85H81ZM84 87V86H83ZM103 87V86H102ZM120 87V86H119ZM140 87V86H139ZM152 87H154L155 89H152ZM164 87V86H163ZM162 87V88H163ZM170 87V86H169ZM207 87V86H206ZM223 87V86H222ZM14 88V87H13ZM17 88V87H16ZM15 88V89H16ZM22 88H23V86H22ZM41 88V87H40ZM60 88V87H59ZM78 88H80V87H78ZM88 88H89V85H88ZM99 88H101V86L99 87ZM161 88V89H162ZM259 89H260V87H258ZM11 89V88H10ZM21 89V88H20ZM71 89V88H70ZM73 89V88H72ZM75 89V88H74ZM102 89V88H101ZM109 89V88H108ZM122 89V88H121ZM166 89V88H165ZM212 89V88H211ZM223 89V88H222ZM225 89V88H224ZM43 90V89H42ZM46 90H49V89H46ZM51 90V89H50ZM53 90H54V88H53ZM76 91H77V89H75ZM99 90V89H98ZM113 90V89H112ZM123 90V89H122ZM125 90V89H124ZM128 90V89H127ZM138 90V89H137ZM4 91V90H3ZM11 91V90H10ZM56 91V90H55ZM63 91V90H62ZM104 91H106V90H104ZM115 91V90H114ZM113 91V92H114ZM132 91V90H131ZM163 91V90H162ZM166 91V90H165ZM170 91V90H169ZM212 91V90H211ZM215 91V90H214ZM213 91V92H214ZM256 91H258V90H256ZM24 92V91H23ZM22 92V93H23ZM48 92V91H47ZM83 92V91H82ZM90 92V91H89ZM99 92H101V91H99ZM108 92V91H107ZM112 92V93H113ZM125 92V91H124ZM139 92H141L140 90H139ZM174 92V91H173ZM200 92H202V91H200ZM206 92V91H205ZM219 92V91H218ZM21 93V94H22ZM35 93V92H34ZM43 93V92H42ZM51 93H52V91H51ZM57 93H59V91L57 92ZM74 93V92H73ZM91 93V92H90ZM93 93V92H92ZM97 93V92H96ZM123 93V92H122ZM135 93V92H134ZM133 93V94H134ZM165 93V92H164ZM163 93V94H164ZM210 94H211V92H209ZM11 94V93H10ZM19 94V93H18ZM25 94V93H24ZM28 94H30V93H28ZM41 94V93H40ZM61 94V93H60ZM72 94V93H71ZM75 94V93H74ZM79 94V93H78ZM85 94V93H84ZM103 94V93H102ZM105 94H107V93H105ZM121 94V93H120ZM129 94V93H128ZM136 94V93H135ZM137 94H138V91H137ZM170 94V93H169ZM168 94V95H169ZM172 94V93H171ZM219 94V93H218ZM7 95V94H6ZM8 95H9V93H8ZM16 95V94H15ZM20 95V94H19ZM32 95H34V94H32ZM54 95V94H53ZM56 95V94H55ZM62 95V94H61ZM73 95V94H72ZM87 95V94H86ZM89 96H90V94H88ZM87 95V97H89ZM113 96H115L114 95V93L112 94ZM139 95V94H138ZM138 95H137V97H138ZM158 95V94H157ZM167 95V94H166ZM173 95V94H172ZM182 95V94H181ZM213 95V94H212ZM226 95V94H225ZM245 95V94H244ZM264 95V94H263ZM14 96V95H13ZM12 96V97H13ZM29 96V95H28ZM48 96H49V94H48ZM69 96V95H68ZM76 96V95H75ZM79 96V95H78ZM104 96V95H103ZM117 96V95H116ZM145 96V95H144ZM159 96V95H158ZM185 96V95H184ZM215 96H216V94H215ZM223 96V95H222ZM7 97V96H6ZM23 97V96H22ZM36 97V96H35ZM53 97H55V96H53ZM56 97H59V94H58V96H56ZM55 97V98H56ZM64 97V96H63ZM83 98H84V96H82ZM93 97V96H92ZM91 97V98H92ZM100 97V96H99ZM108 97H109V95H108ZM118 97V96H117ZM125 97V96H124ZM136 97V98H137ZM141 97V96H140ZM148 97V96H147ZM168 97V96H167ZM169 97H171V96H169ZM200 97V96H199ZM203 97V96H202ZM206 97H208V96H206ZM224 97V96H223ZM226 97V96H225ZM264 97V96H263ZM3 98V97H2ZM26 98V97H25ZM49 98V97H48ZM66 98V97H65ZM65 98H63V99H65ZM122 98V97H121ZM127 98H129L128 96H127ZM130 98H131V94H130ZM133 98V97H132ZM131 98V99H132ZM152 99H153V96L151 97ZM150 98V99H151ZM158 98H160V97H158ZM211 98V97H210ZM222 98V97H221ZM17 99V98H16ZM21 98L19 97V99L18 100H20ZM30 99H31V97H30ZM57 99V98H56ZM60 99H62V96H61V98ZM67 99V98H66ZM72 99V98H71ZM74 99H76V98H74ZM98 99V98H97ZM101 99V98H100ZM146 99H148V98H146ZM173 99V98H172ZM188 99V98H187ZM198 99V98H197ZM212 99V98H211ZM217 99V98H216ZM219 99H220V97H219ZM262 99H264V98H262ZM22 100V99H21ZM29 100V99H28ZM39 100H40V98H39ZM50 100V99H49ZM68 100V99H67ZM78 100V99H77ZM76 100V101H77ZM81 100V99H80ZM84 100V99H83ZM87 100V99H86ZM107 100H109V99H107ZM123 100V99H122ZM133 100V99H132ZM132 100H131V102H132ZM141 100V99H140ZM159 100V99H158ZM158 100H157V102H156V100H150V102L152 101V103L149 105V106H151L153 103H157L158 104ZM161 100V99H160ZM168 100H169V98H168ZM185 100V99H184ZM203 100V99H202ZM221 100V99H220ZM6 101V100H5ZM55 101H57V100H55ZM63 101V100H62ZM72 101V100H71ZM79 101V100H78ZM88 101V100H87ZM144 101H146V100H144ZM163 101V100H162ZM170 101V100H169ZM169 101L167 102V103H169ZM177 101V100H176ZM207 101H209V100H207ZM243 101V100H242ZM8 102V101H7ZM40 102V101H39ZM65 102V101H64ZM67 102V101H66ZM69 102V101H68ZM80 102V101H79ZM82 102V101H81ZM80 102V103H81ZM92 102V101H91ZM97 102V101H96ZM96 102H94V105L96 104ZM98 102H99V99H98ZM100 102H101V100H100ZM104 102H105V100H104ZM139 102V101H138ZM147 102V101H146ZM161 102V101H160ZM178 102V101H177ZM210 102V101H209ZM6 103V102H5ZM23 103H25V102H23ZM42 103V102H41ZM61 103V102H60ZM78 103V102H77ZM79 103V104H80ZM111 103V102H110ZM109 103V104H110ZM120 103H123V102H120ZM128 103V102H127ZM126 103V104H127ZM130 103V102H129ZM136 103V102H135ZM145 103V102H144ZM164 103H166V100H165V102ZM163 103V104H164ZM171 103V102H170ZM184 103H186V102H184ZM189 103V102H188ZM214 103V102H213ZM217 103V102H216ZM9 104V103H8ZM31 104V103H30ZM54 104H56V103H54ZM53 104V105H54ZM57 104H58V102H57ZM69 104V103H68ZM93 104V103H92ZM113 104V103H112ZM126 104H125V107H126ZM241 104V103H240ZM259 104V103H258ZM21 105V104H20ZM22 105H24V104H22ZM38 105V104H37ZM44 105H45V103H44ZM48 105H50V104H48ZM62 105V104H61ZM64 105V104H63ZM62 105V106H63ZM70 105V104H69ZM74 105V104H73ZM84 105V104H83ZM87 105V104H86ZM100 105H102V104H100ZM106 105V104H105ZM120 104H118L117 106H119ZM122 105H124V104H122ZM131 105H132V103H131ZM141 105V104H140ZM146 105V104H145ZM162 105V104H161ZM212 105V104H211ZM19 106V105H18ZM39 106V105H38ZM77 106V105H76ZM80 106V105H79ZM97 106V105H96ZM109 106V105H108ZM129 106V105H128ZM134 106V105H133ZM147 106V105H146ZM155 106V105H154ZM154 106H153V108H154ZM202 106V105H201ZM219 106V105H218ZM259 106H261V105H259ZM262 106H264L263 104H262ZM27 107V106H26ZM25 107V108H26ZM29 107V106H28ZM54 107H56V105H54ZM54 107H53V109H54ZM87 107V106H86ZM92 107H94V106H92ZM123 107V106H122ZM135 107V106H134ZM140 107V106H139ZM142 107V106H141ZM168 107H170V108H167V113L166 114H161V115H163V116H160L159 118H161L162 119V123L165 125V124H168V121H170V123L167 125V127H169L170 126V124H171V122H173L174 123V125H176L177 126V128L179 127L180 128V134L182 135V136H184V137H186V136H188L189 135V131H188V129H191L190 131H192L193 129L195 130V131H198L199 132V136L196 138H191V140H190V145H181L180 146V149L183 151V152H181V153H183V154H181V153H177L176 154V152H177V150H176V152H175V150H174V157L172 156V157H170V161H169V165L168 166H164V165H162V164H159V163H157L156 161L155 162H153V163H151L150 164V166H151V168L152 169H165V167L166 168H174L173 167V165L174 166H176V165H179L181 162H180V158L179 157H183V159H186V161H188L187 160V158L186 157H188L189 159H191V160H193L194 162H196V163H198L197 165H199V164H203L202 163V161H201V159H200V152L198 151V150H196V151H194L193 149L195 148V146H199L200 144H202V142H209V141H211V139H210V134H211V132H212V130L210 129V127H209V123H210V119H212V117H213V115H211L210 113L206 116V115H202L204 118H205V120L204 121H202V119H203V117H199L196 121H189L188 120V113L191 115V117H193L194 115L196 116V113H197V108L196 109H194L193 107L194 106H189V107H187V108H184V109H181V108H177L178 106H175V103H171V104H169V106ZM208 107V106H207ZM32 108H33V106H32ZM57 108V110H61V109H58V107H56ZM64 108H65V106H64ZM67 108V107H66ZM90 108V107H89ZM114 108V107H113ZM144 108H146V107H144ZM157 108V107H156ZM183 108V107H182ZM242 108V107H241ZM6 109H8V108H6ZM14 109V108H13ZM18 109V108H17ZM21 109V108H20ZM83 109V108H82ZM94 109H95V107H94ZM107 109V108H106ZM116 109H117V107H116ZM122 109V108H121ZM125 109V108H124ZM131 109H132V107H131ZM134 109V108H133ZM159 110H160V108H158ZM164 109H166V108H164ZM203 109V108H202ZM214 109V108H213ZM249 109V108H248ZM261 109V108H260ZM11 110V109H10ZM37 110V109H36ZM47 110V109H46ZM56 110V109H55ZM73 110V109H72ZM75 110V109H74ZM79 110V109H78ZM90 110H93V109H91L90 108ZM105 110V109H104ZM104 110H102L103 112H104ZM108 110V109H107ZM127 110V109H126ZM125 110V111H126ZM134 110H136V109H134ZM151 110V109H150ZM162 110V109H161ZM204 110V109H203ZM65 111V110H64ZM82 111V110H81ZM95 111V110H94ZM118 111H119V108H118ZM121 111H123V110H121ZM124 111V112H125ZM133 111V110H132ZM137 111V110H136ZM154 111V110H153ZM152 111V112H153ZM209 111V110H208ZM214 111V110H213ZM232 111H234V110H232ZM257 111V110H256ZM260 111V110H259ZM38 112V111H37ZM47 112V111H46ZM50 112H52L51 110H50ZM55 112V111H54ZM59 112H62V111H59ZM70 112V111H69ZM75 112V111H74ZM77 112H79V111H77ZM83 112H85V111H83ZM116 112V111H115ZM146 112H147V110H146ZM165 112V111H164ZM224 112V111H223ZM231 112V111H230ZM245 112V111H244ZM11 113V112H10ZM27 113V112H26ZM31 113V112H30ZM42 113V112H41ZM53 113V112H52ZM51 113V114H52ZM57 113V112H56ZM68 113V112H67ZM81 113V112H80ZM79 113V114H80ZM93 113V112H92ZM91 113V114H92ZM100 113H101V110H100ZM111 113V112H110ZM121 113V112H120ZM123 113V112H122ZM134 113V112H133ZM136 113V112H135ZM140 113V112H139ZM149 114L151 113V112H148ZM163 113V112H162ZM220 113V112H219ZM253 113V112H252ZM33 114V113H32ZM48 114V113H47ZM46 114V115H47ZM61 114V113H60ZM63 114V113H62ZM65 114V113H64ZM74 114V113H73ZM83 114V113H82ZM87 114V113H86ZM102 114V113H101ZM104 114H106V113H104ZM125 114V113H124ZM127 114V113H126ZM147 114V113H146ZM156 114V113H155ZM155 114L154 113H152L151 115H150V121H149V124H148V129H149V127H150V125H152V124H158L159 122L158 121H154V120H157V119H159V118H156L155 117ZM205 114V113H204ZM225 114V113H224ZM256 114V113H255ZM254 114V115H255ZM13 115H15V114H13ZM50 115V114H49ZM84 115V114H83ZM82 115V116H83ZM95 115V114H94ZM110 115V114H109ZM141 115H142V112H141ZM189 115V116H190ZM237 115V114H236ZM235 115V116H236ZM253 115V116H254ZM53 116V115H52ZM74 116V115H73ZM114 116V115H113ZM112 116V117H113ZM120 116V115H119ZM126 116V115H125ZM131 116V115H130ZM227 116V115H226ZM234 116V115H233ZM251 116V115H250ZM256 116V115H255ZM45 117V116H44ZM43 117V118H44ZM64 117V116H63ZM80 117H81V115H80ZM85 117H87V116H85ZM96 117H97V115H96ZM104 117V116H103ZM103 117H101V118H103ZM109 117V116H108ZM118 117V116H117ZM123 117V116H122ZM133 117H134V114H133ZM138 117V116H137ZM140 117V116H139ZM168 117V118H167ZM191 117H189V119L191 118ZM210 117V118H209ZM224 117V116H223ZM257 117V116H256ZM256 117H254V118H256ZM13 118H14V116H13ZM28 118V117H27ZM30 118H32V116L30 117ZM54 118V117H53ZM53 118H51V121L53 120ZM56 118H58V117H56ZM67 118V117H66ZM70 118V117H69ZM83 118V117H82ZM81 118V119H82ZM111 118V117H110ZM109 118V119H110ZM114 118V117H113ZM112 118V119H113ZM119 118V117H118ZM127 118V117H126ZM130 118H132V117H130ZM196 118V117H195ZM232 118V117H231ZM237 118V117H236ZM236 118H234V119H236ZM241 118V117H240ZM260 118V117H259ZM18 119V118H17ZM50 119V118H49ZM71 119V118H70ZM75 119H76V117H75ZM86 119V118H85ZM98 119V118H97ZM96 119V120H97ZM128 119V118H127ZM140 119V118H139ZM146 119V118H145ZM218 119H219V117H218ZM244 119V118H243ZM257 119V118H256ZM10 120V119H9ZM19 120V119H18ZM20 120H21V118H20ZM24 120V119H23ZM34 120V119H33ZM42 120V119H41ZM65 120V119H64ZM77 120H78V118H77ZM104 120H105V118H104ZM107 120V119H106ZM168 120V121H167ZM199 120H201V121H199ZM258 120V119H257ZM263 120V119H262ZM54 121V120H53ZM59 121V120H58ZM67 121V120H66ZM75 121V120H74ZM80 121V120H79ZM108 121V120H107ZM124 121V120H123ZM132 121V120H131ZM130 121V122H131ZM133 121H135V120H133ZM137 121V120H136ZM143 121V120H142ZM199 121V122H198ZM214 121H217V120H214ZM238 121V120H237ZM241 121V120H240ZM239 121V122H240ZM243 121V120H242ZM13 122V121H12ZM15 122V121H14ZM38 122V121H37ZM60 122V121H59ZM98 122H100V121H98ZM102 122V121H101ZM110 122V121H109ZM129 122V121H128ZM145 122V121H144ZM146 122H148V121H146ZM9 123V122H8ZM23 123V122H22ZM41 123V122H40ZM63 122H61V124H62ZM71 123V122H70ZM75 123H76V121H75ZM81 123V122H80ZM103 123V122H102ZM106 123V122H105ZM104 123V124H105ZM136 123V122H135ZM139 123V122H138ZM141 123V122H140ZM212 123V122H211ZM218 123V122H217ZM233 123V122H232ZM238 123V122H237ZM7 124V123H6ZM35 124V123H34ZM43 124V123H42ZM51 124V123H50ZM57 124V123H56ZM60 124V125H61ZM64 124V123H63ZM76 124H78V123H76ZM84 124V123H83ZM87 124V123H86ZM99 124V123H98ZM101 124V123H100ZM109 124H111V123H109ZM114 124H115V127H118L119 128V130H120V128H122V126H121V123L119 122V120H116L115 122H114ZM213 125H214V123H212ZM216 124V123H215ZM240 124V123H239ZM242 124V123H241ZM9 125V124H8ZM21 125V124H20ZM41 125V124H40ZM58 125V124H57ZM123 125V127H124V129H127V128H125V127H129V123H126L125 125L124 124H122ZM137 125V124H136ZM159 125H160V123H159ZM213 125H212V127H213ZM218 125H220V124H218ZM24 126V125H23ZM26 126V125H25ZM65 126V125H64ZM76 126V125H75ZM83 126V125H82ZM95 126V125H94ZM94 126H93V128H94ZM114 126V125H113ZM144 126V125H143ZM157 126V125H156ZM216 126V125H215ZM232 126V125H231ZM231 126H229V127H231ZM16 127V126H15ZM34 127V126H33ZM69 127V126H68ZM89 127V126H88ZM114 127V128H115ZM136 127V126H135ZM138 127V126H137ZM154 127H155V125H154ZM161 127V126H160ZM217 127V126H216ZM219 127V126H218ZM224 127V126H223ZM4 128V127H3ZM18 129H19V127H17ZM22 128V127H21ZM37 128V127H36ZM53 128V130H54V126L52 127ZM67 128V127H66ZM79 128H81V125H80V127ZM78 128V129H79ZM104 128V127H103ZM157 128V127H156ZM164 128V127H163ZM171 128V127H170ZM173 128V127H172ZM221 128V127H220ZM254 128V127H253ZM38 129V128H37ZM48 129V128H47ZM90 129V128H89ZM88 129V130H89ZM107 129V128H106ZM138 129V128H137ZM143 129V128H142ZM168 129V128H167ZM187 129V131H185ZM235 129V128H234ZM22 130H23V128H22ZM26 130V129H25ZM56 130V129H55ZM60 130V129H59ZM64 130H65V128H64ZM83 130V129H82ZM85 130V129H84ZM92 130H94V129H92ZM112 130H114V129H112ZM151 130H152V128H151ZM150 130V131H151ZM157 131L159 130V129H156ZM162 130V129H161ZM172 130V129H171ZM170 130V131H171ZM223 130V129H222ZM28 131V130H27ZM30 131V130H29ZM33 131V130H32ZM40 131V130H39ZM57 131V130H56ZM62 131V130H61ZM67 131H69L70 132V129H68L67 128ZM80 131V130H79ZM96 131V130H95ZM110 131V130H109ZM114 131H116V130H114ZM148 131V130H147ZM170 131H165V133L166 134H162L165 138H166V140H167V142L169 143V144H171L172 143V140L174 139V134L172 133V132H170ZM179 131V130H178ZM218 131H219V128H218ZM253 131V130H252ZM47 132V131H46ZM53 132V131H52ZM65 132H66V130H65ZM74 132H76V130L74 131ZM85 132V131H84ZM97 132V131H96ZM117 132V131H116ZM118 132H120V131H118ZM216 132H217V130H216ZM223 132V131H222ZM257 133H258V131H256ZM43 133V132H42ZM41 133V134H42ZM51 133V132H50ZM61 133V132H60ZM77 133H78V131H77ZM94 133V132H93ZM109 133H112V132H109ZM127 133V132H126ZM149 133V132H148ZM151 133V132H150ZM154 133H156V132H154ZM161 132H159V134H160ZM235 133V132H234ZM37 134H39V133H37ZM44 134V133H43ZM47 134V133H46ZM54 134V133H53ZM74 134V133H73ZM80 134H83V132L82 133H80ZM85 134V133H84ZM91 133H89V135H90ZM100 134H102V133H100ZM117 134V133H116ZM119 134V133H118ZM152 134V133H151ZM158 133H157V135H159ZM214 134V133H213ZM229 134V133H228ZM252 134V133H251ZM255 134V133H254ZM259 134V133H258ZM92 136H93V134H91ZM95 135V134H94ZM111 135V134H110ZM113 135H115V134H113ZM156 135V134H155ZM196 135V134H195ZM217 135H219V134H217ZM253 135V134H252ZM51 136V135H50ZM57 136V135H56ZM58 136H59V134H58ZM61 136V135H60ZM65 136V135H64ZM69 136V135H68ZM80 136H82V135H80ZM101 136V135H100ZM107 136V135H106ZM116 136V135H115ZM152 136V135H151ZM213 136V135H212ZM232 136V135H231ZM235 136H236V134H235ZM41 137V136H40ZM63 137V136H62ZM71 137V136H70ZM75 137V136H74ZM83 137V136H82ZM91 137V136H90ZM89 137V138H90ZM117 137V136H116ZM163 137V138H164ZM218 137V136H217ZM243 137V136H242ZM245 137V136H244ZM243 137V138H244ZM252 137V136H251ZM256 137V136H255ZM42 138V137H41ZM84 138V137H83ZM94 137H92V139H93ZM125 138V137H124ZM178 138V137H177ZM180 138V137H179ZM214 138H216V137H214ZM247 138V137H246ZM254 138V137H253ZM32 139V138H31ZM40 139V138H39ZM51 139H52V137H51ZM82 139V138H81ZM92 139H91V141H92ZM105 139V138H104ZM109 139V138H108ZM153 139L154 140H158L159 139V137H158V139L157 138H154L153 137ZM248 139H250V138H248ZM252 139V138H251ZM42 140H43V138H42ZM74 140V139H73ZM94 140H95V138H94ZM114 140V139H113ZM112 140V141H113ZM116 140V139H115ZM114 140V141H115ZM119 140V139H118ZM123 139H121V141H122ZM175 140V139H174ZM224 140V139H223ZM226 140V139H225ZM240 140V139H239ZM261 140H263V139H261ZM54 141V140H53ZM57 141V140H56ZM59 141H61V140H59ZM64 141V140H63ZM70 141V140H69ZM84 141H85V139H84ZM101 141V140H100ZM120 141V142H121ZM228 141V140H227ZM234 141V140H233ZM238 141V140H237ZM264 141V140H263ZM88 142V141H87ZM117 142V141H116ZM115 142V143H116ZM166 142V143H167ZM177 142V141H176ZM180 142V141H179ZM212 142H213V140H212ZM212 142H210V143H212ZM216 142V140L214 141V143ZM218 142V141H217ZM250 142H251V140H250ZM255 142H257L256 140H255ZM59 143V142H58ZM71 143V142H70ZM72 143H74V142H72ZM71 143V146L73 145ZM79 143H80V141H79ZM90 143V142H89ZM99 143V142H98ZM114 143V142H113ZM165 143V142H164ZM185 143V142H184ZM210 143H208V144H210ZM221 143V142H220ZM227 143V142H226ZM244 143V142H243ZM247 143H249V142H247ZM252 143V142H251ZM254 143V142H253ZM35 144V143H34ZM61 144V143H60ZM68 144H69V142H68ZM81 144V143H80ZM112 144V143H111ZM117 144V143H116ZM174 144V143H173ZM204 144V143H203ZM246 144V143H245ZM40 145V144H39ZM43 145V144H42ZM54 145V144H53ZM59 145V144H58ZM62 145V144H61ZM67 145V144H66ZM70 145V144H69ZM76 145V144H75ZM94 145V144H93ZM238 145H239V143H238ZM240 145H242L241 144V142H240ZM256 145V144H255ZM29 146H30V144H29ZM68 146V145H67ZM67 146H65V147H67ZM89 146V145H88ZM91 146V145H90ZM95 146V145H94ZM134 146V145H133ZM168 146V145H167ZM167 146H166V148H167ZM171 146V145H170ZM173 146V145H172ZM175 146V145H174ZM179 146V145H178ZM193 146V149L192 150H190L189 151V149L191 148ZM205 146V145H204ZM213 146H214V144H213ZM236 146H237V144H236ZM32 147V146H31ZM37 147V146H36ZM77 147V146H76ZM84 147V145L82 146V148ZM121 147H123V145L121 146ZM162 147V146H161ZM240 147V146H239ZM27 148V147H26ZM40 148V147H39ZM64 148V147H63ZM69 148V147H68ZM73 148V147H72ZM81 148V147H80ZM81 148V149H82ZM88 148V147H87ZM100 148H102V147H100ZM120 148V147H119ZM131 148V147H130ZM133 148V147H132ZM175 148V147H174ZM178 148V147H177ZM206 148H208V146L206 147ZM210 148V147H209ZM215 148V147H214ZM214 148H213V150H214ZM219 148V147H218ZM248 148V147H247ZM46 149V148H45ZM48 149V148H47ZM56 149V148H55ZM71 149V148H70ZM70 149H66V150H70ZM74 149V148H73ZM90 149H92V147L90 148ZM96 149V148H95ZM121 149V148H120ZM165 149V148H164ZM211 149V148H210ZM245 149V148H244ZM243 148H242V150H244ZM249 149H250V147H249ZM84 150V149H83ZM107 150V149H106ZM119 150V149H118ZM130 150V149H129ZM166 150V149H165ZM200 150V149H199ZM212 150V151H213ZM240 150H241V148H240ZM239 150V151H240ZM246 150V149H245ZM47 152H48V150H46ZM65 151V150H64ZM81 151V150H80ZM95 151V150H94ZM102 151H104V150H102ZM108 151V150H107ZM107 151H106V153H107ZM128 151V150H127ZM163 151V150H162ZM167 151V150H166ZM169 151V150H168ZM171 151V150H170ZM189 151V153L187 154V152ZM205 151V150H204ZM204 151H203V153H204ZM209 151V150H208ZM207 151V152H208ZM237 151H238V149H237ZM251 150H249V152H250ZM4 152V151H3ZM38 152H40V150L38 151ZM60 152V151H59ZM66 152V151H65ZM71 152V151H70ZM85 152V151H84ZM89 152H91V150H89ZM125 153H126V151H124ZM206 152V151H205ZM206 152V153H207ZM211 152V151H210ZM214 152V151H213ZM219 152V151H218ZM249 152H246V153H249ZM252 152V151H251ZM69 153V152H68ZM76 153V152H75ZM79 153V152H78ZM81 153V152H80ZM83 153V152H82ZM103 153V152H102ZM105 153V152H104ZM128 153V152H127ZM220 153H221V151H220ZM231 153H234V150H233V152H231ZM241 153V152H240ZM31 154V153H30ZM36 154V153H35ZM39 154V153H38ZM43 154H44V152H43ZM63 153L61 152V154L60 155H62ZM93 154V153H92ZM141 154V153H140ZM215 153H212V155L211 156H213ZM47 155V154H46ZM49 155H51V154H49ZM56 155V154H55ZM70 156H71V154H69ZM96 155V154H95ZM103 155V154H102ZM110 155V154H109ZM117 155V154H116ZM116 155H113V156H116ZM125 155V154H124ZM129 155V154H128ZM142 155V154H141ZM158 155V154H157ZM182 155V156H181ZM222 155H223V153H222ZM234 155H235V153H234ZM237 155V154H236ZM249 155V154H248ZM251 155H252V153H251ZM250 155V156H251ZM27 156V155H26ZM31 156V155H30ZM29 156V157H30ZM65 156H67V155H65ZM69 156V157H70ZM92 156H94V155H92ZM98 156V155H97ZM96 156V157H97ZM104 156V155H103ZM139 156V155H138ZM137 156V157H138ZM233 156V155H232ZM42 157V156H41ZM44 157V156H43ZM56 157V156H55ZM105 157V156H104ZM144 157V156H143ZM159 157H162L161 155L159 156ZM214 157V156H213ZM216 157H217V155H216ZM223 157V156H222ZM226 157V156H225ZM228 157V156H227ZM255 157V156H254ZM33 158V157H32ZM35 158V157H34ZM86 158V157H85ZM84 158V159H85ZM94 158V157H93ZM98 158H100V157H98ZM103 158V157H102ZM206 158V157H205ZM212 158V157H211ZM221 158V157H220ZM232 158V157H231ZM239 158H240V156H239ZM31 159V158H30ZM59 159V158H58ZM61 159H62V156H61ZM76 159V158H75ZM92 159V158H91ZM96 159V158H95ZM94 159V160H95ZM106 159V158H105ZM124 159V158H123ZM133 159V158H132ZM141 159V158H140ZM160 159V158H159ZM183 159H181V160H183ZM208 159H210V158H208ZM218 159H219V157H218ZM222 159V158H221ZM221 159H219V160H221ZM227 159V158H226ZM230 159V158H229ZM242 159V158H241ZM249 159V158H248ZM257 159V158H256ZM259 159V158H258ZM50 160V159H49ZM73 160V159H72ZM87 160V159H86ZM85 160V161H86ZM116 160V159H115ZM130 160V159H129ZM155 160V159H154ZM166 160V159H165ZM165 160L163 161V162H165ZM216 160H217V158H216ZM231 160V159H230ZM252 160V159H251ZM37 161V160H36ZM43 161V160H42ZM55 161H57V160H55ZM62 161V160H61ZM76 161V160H75ZM98 161V160H97ZM101 161V160H100ZM104 161V160H103ZM109 161H114V160H109ZM108 161V162H109ZM127 161V160H126ZM161 161V160H160ZM185 161V160H184ZM223 161V160H222ZM238 161V160H237ZM79 162V161H78ZM102 162V161H101ZM105 162H106V160H105ZM118 162H119V160H118ZM117 162V163H118ZM134 162V161H133ZM145 162V161H144ZM236 162V161H235ZM247 162V161H246ZM248 162H250V161H248ZM38 163V162H37ZM56 163V162H55ZM65 164H66V162H64ZM71 162H69V164H70ZM73 163V162H72ZM85 163V162H84ZM94 163V162H93ZM98 163V162H97ZM111 163H113V162H111ZM125 163H127V162H125ZM191 163V162H190ZM210 163H211V161H210ZM217 163V162H216ZM234 163V162H233ZM232 163V164H233ZM74 164V163H73ZM76 164V163H75ZM79 164H80V162H79ZM95 164V163H94ZM123 164V163H122ZM129 164V163H128ZM147 164V163H146ZM164 164V163H163ZM173 164V165H172ZM212 164V163H211ZM241 164V163H240ZM243 164H244V162H243ZM249 164H251V162L249 163ZM261 164V163H260ZM53 165V164H52ZM96 165V164H95ZM108 165H109V163H108ZM107 165V166H108ZM111 165V164H110ZM117 165H119V164H117ZM121 165V164H120ZM166 165V164H165ZM204 165H206V164H204ZM203 165V166H204ZM242 165V164H241ZM40 166V165H39ZM47 166V165H46ZM71 166V165H70ZM75 166V165H74ZM90 166V165H89ZM146 166V165H145ZM192 166V165H191ZM214 166V165H213ZM216 166V165H215ZM222 166H224V167H219V168H217L216 170H220L221 171V173H217V171L216 170H214L215 172H216V178H218V175H220V176H222L226 181H230L231 179H232V172H230V167L231 166H229V164H224V165H222ZM233 166V165H232ZM234 166H235V163H234ZM3 167V166H2ZM52 167V166H51ZM63 167V166H62ZM73 167V166H72ZM71 167V168H72ZM76 167V166H75ZM95 167H98V166H94L93 168H95ZM113 167V166H112ZM123 167V166H122ZM207 167V166H206ZM92 168V167H91ZM106 168V167H105ZM108 168H109V166H108ZM124 168V167H123ZM128 168V167H127ZM130 168V167H129ZM137 168V167H136ZM145 168V167H144ZM201 168V167H200ZM210 168V167H209ZM240 168H241V166H240ZM240 168L238 167V169L240 170ZM248 168V167H247ZM247 168H245V169H247ZM59 169V168H58ZM76 169V171H78L77 170V168H75ZM88 169V168H87ZM96 169V168H95ZM100 169V168H99ZM102 169V168H101ZM133 169V168H132ZM178 169V168H177ZM191 169V168H190ZM211 169V168H210ZM235 169V168H234ZM236 169H237V167H236ZM237 169V170H238ZM85 170V169H84ZM92 170H94V169H92ZM103 170H104V168H103ZM111 170V169H110ZM138 170V169H137ZM141 170V169H140ZM142 170H143V167H142ZM188 170V169H187ZM212 170V169H211ZM232 170V169H231ZM249 170H250V168H249ZM252 170V169H251ZM254 170V169H253ZM63 171H64V169H63ZM72 171V170H71ZM74 171V170H73ZM86 171V170H85ZM118 171V170H117ZM146 171V170H145ZM194 171V170H193ZM29 172V171H28ZM84 172V171H83ZM92 172V171H91ZM90 172V173H91ZM103 172V171H102ZM107 172V171H106ZM106 172H104V173H106ZM108 172H110V171H108ZM122 172H123V170H122ZM133 172V171H132ZM174 172V171H173ZM207 172H209V170L207 169L206 171H203V172H201L202 173V175L200 176L201 177V180L202 181H204V182H206L205 180H204V177H203V175L205 174V173H207ZM243 172H244V170H243ZM245 172H246V170H245ZM68 173V172H67ZM69 173H70V171H69ZM76 173V172H75ZM87 173V172H86ZM96 173V172H95ZM100 173V175H101V172H99ZM124 173V172H123ZM139 173V172H138ZM145 173V172H144ZM196 173V172H195ZM252 173V172H251ZM70 174H72V172L70 173ZM73 174H74V172H73ZM93 174V173H92ZM107 174V173H106ZM132 174H135V173H132ZM142 174V173H141ZM212 174V173H211ZM258 174V173H257ZM259 174H261L260 173V171H259ZM28 175V174H27ZM50 176H51V174H49ZM53 175V174H52ZM89 175V174H88ZM96 175V174H95ZM174 175V174H173ZM193 175V174H192ZM209 175V174H208ZM240 175H241V173H240ZM249 175V174H248ZM264 175V174H263ZM24 176V175H23ZM62 176V175H61ZM61 176H60V178H61ZM71 176V175H70ZM69 176V177H70ZM97 176V175H96ZM107 176V175H106ZM108 176H111L110 174L108 175ZM119 176V175H118ZM133 176V175H132ZM188 176L189 175H185V176H180V181H183V182H185V179H187L188 178ZM194 176V175H193ZM210 176H212V175H210ZM251 176V175H250ZM30 177V176H29ZM64 177V176H63ZM73 177V176H72ZM91 177V176H90ZM102 177V176H101ZM100 177V178H101ZM114 177H116V174H115V176ZM127 176H125V178H126ZM137 177V176H136ZM185 177V178H184ZM198 177V176H197ZM199 177V178H200ZM213 177V176H212ZM238 177H240V176H238ZM258 177H260V176H258ZM54 178V177H53ZM77 178V177H76ZM83 178H84V176H83ZM92 178V177H91ZM134 178V177H133ZM140 178V177H139ZM247 178H250V177H247ZM254 178V177H253ZM264 178V177H263ZM69 179V178H68ZM75 179V178H74ZM74 179H72L73 181H74ZM94 179V178H93ZM97 179H98V177H97ZM103 179V178H102ZM130 179V178H129ZM145 179V178H144ZM182 179H184V180H182ZM208 179V178H207ZM209 179H210V177H209ZM221 179V178H220ZM245 179V178H244ZM257 179V178H256ZM25 180V179H24ZM34 180V179H33ZM36 180V179H35ZM71 180V181H72ZM95 180V179H94ZM106 180V179H105ZM104 180V181H105ZM117 180V179H116ZM125 180V179H124ZM128 180V179H127ZM132 180V179H131ZM131 180H129V181H131ZM134 180V179H133ZM155 180V179H154ZM243 180V179H242ZM248 181H249V179H247ZM45 181V180H44ZM59 181V180H58ZM90 181V180H89ZM113 181V180H112ZM126 181V180H125ZM158 182H159V184L158 185H164V182L162 181V179H158L157 180ZM212 181V180H211ZM233 181V180H232ZM239 181H240V179H239ZM244 181H246V179L244 180ZM64 182V181H63ZM139 182V181H138ZM44 183V182H43ZM69 183V182H68ZM67 183V184H68ZM97 183V182H96ZM111 183H113V182H104V183H99L100 185H101V187L99 188V187H97V188H95V187H93V186H87L88 184H92V183H88V184H86L85 186H83L82 187V190L81 191H83V193L85 194V196L84 197H86V203H85V206L83 207V206H81L85 211H89L90 212V210H91V204H92V201H93V199L94 198H96L97 196L99 197V199L100 200H107V199H111L112 200V207L113 208H115V212H117V213H119L120 214V216H121V218H122V220H124L125 222H126V220L127 219H129V218H127L126 216H125V210H127V211H129L130 213L132 212V210L129 208V207H126V204H125V200H127L126 199V197H125V194H122L121 193V190L120 191H118V188H117V182L115 183V186H112L111 188H109V187H106V184H111ZM126 183V182H125ZM147 183V182H146ZM154 183V182H153ZM206 183H208V182H206ZM226 183V182H225ZM231 183V182H230ZM234 183H235V181H234ZM233 183V184H234ZM238 183V182H237ZM250 183V182H249ZM23 184V183H22ZM36 184V183H35ZM46 184H48V183H46ZM56 184V183H55ZM72 184H73V182H72ZM120 184V183H119ZM118 184V185H119ZM127 184V183H126ZM133 184H135V183H133ZM140 184V183H139ZM155 184V183H154ZM172 184V182H170V185ZM193 184H196L197 186H200V187H203V184H198V183H196V182H188L187 183V185H193ZM255 184V183H254ZM25 185V184H24ZM29 185V184H28ZM34 185V184H33ZM42 185V184H41ZM63 185V184H62ZM83 185V184H82ZM81 185V186H82ZM113 185V184H112ZM122 185V184H121ZM120 185V186H121ZM47 186V185H46ZM45 186V187H46ZM56 186V185H55ZM67 186V185H66ZM79 186V185H78ZM97 186H99V185H97ZM140 186V185H139ZM149 186H151L152 187V185H149ZM211 186V185H210ZM227 186H229V185H227ZM231 186V185H230ZM39 187V186H38ZM64 187H65V185H64ZM239 187V186H238ZM33 188V187H32ZM142 188V187H141ZM144 188V187H143ZM153 188V187H152ZM224 188V187H223ZM229 188V187H228ZM233 188H234V186H233ZM241 188V187H240ZM23 189H25V187H23ZM54 189H55V187H54ZM53 189V190H54ZM68 190H69V193H70V196L71 197H78L79 196V193H78V191H77V188L76 187H74V185L73 186H71V185H69L68 186V188H67ZM81 189V188H80ZM133 189V188H132ZM148 189V188H147ZM44 190V189H43ZM45 190H46V188H45ZM56 190V189H55ZM116 191V195L115 196H113L114 194H112V195H110L111 194V191ZM126 190V189H125ZM129 190V189H128ZM135 190V189H134ZM211 190V189H210ZM238 190V189H237ZM239 190H241V189H239ZM26 191V190H25ZM49 191V190H48ZM58 191V190H57ZM62 191H64V190H62ZM130 191H131V189H130ZM130 191H128L129 193H130ZM138 191V190H137ZM144 191H146V190H144ZM191 191V190H190ZM228 191V190H227ZM132 192V191H131ZM134 192V191H133ZM148 192V191H147ZM173 192V191H172ZM241 192V191H240ZM35 193V192H34ZM38 193V192H37ZM42 193H43V191H42ZM61 193V192H60ZM66 193V192H65ZM124 193V192H123ZM227 193V192H226ZM25 194V193H24ZM33 194V193H32ZM48 194V193H47ZM201 194V192H199V195ZM224 194V193H223ZM239 193H238V191H237V194L236 195H238ZM241 194H243V193H241ZM63 195V194H62ZM69 195V194H68ZM127 195V194H126ZM138 194H136V196H137ZM149 195V194H148ZM244 195V194H243ZM247 195V194H246ZM55 196V195H54ZM129 196V195H128ZM140 196V195H139ZM158 196H160V195H152V197H154L155 198V202H157V197ZM179 196V195H178ZM178 196H176L175 195V197L178 199V201L179 200H183V199H188V198H190V195H189V193L188 194H183V195H181V196H179V197H181V198H179ZM194 196H196V197H198V194H195ZM24 197V196H23ZM37 197V196H36ZM56 197V196H55ZM58 197H59V195H58ZM61 197V196H60ZM59 197V198H60ZM83 197V198H84ZM161 197H163L164 198V196H161ZM217 197H218V193H217ZM220 197V196H219ZM225 197L227 198V195H225ZM240 197H241V195H240ZM29 198H32V197H29ZM43 198H44V196H43ZM48 198H49V196H48ZM82 198V199H83ZM37 199V198H36ZM51 199V198H50ZM58 199V198H57ZM131 199H132V197H131ZM130 199V200H131ZM149 199H150V197H149ZM242 199V198H241ZM31 200V199H30ZM33 200V199H32ZM47 200V199H46ZM172 200V199H171ZM245 200V199H244ZM34 201V200H33ZM39 201V200H38ZM43 201V200H42ZM56 201V200H55ZM153 201V200H152ZM151 201V202H152ZM249 201V200H248ZM12 202V201H11ZM61 202V201H60ZM67 202V201H66ZM101 202V201H100ZM109 202H110V200H109ZM150 202V203H151ZM169 202V201H168ZM171 202V201H170ZM193 202V201H192ZM207 202V201H206ZM225 202V201H224ZM52 203V202H51ZM62 203V202H61ZM71 203V202H70ZM73 203H74V201H73ZM105 203V202H104ZM107 203V202H106ZM128 203V202H127ZM139 203V202H138ZM138 203H137V205H138ZM175 203H176V201H175ZM182 203V202H181ZM26 204V203H25ZM28 204V203H27ZM39 204V203H38ZM41 204H42V202H41ZM43 204H45L44 202H43ZM42 204V205H43ZM54 204V203H53ZM52 204V205H53ZM72 204V203H71ZM170 204V203H169ZM200 204H201V201H200ZM212 204V203H211ZM249 204V203H248ZM51 205V206H52ZM64 205V204H63ZM105 205V204H104ZM159 205V204H158ZM160 205H161V207H162V209H163V212H164V214H166V209H167V207L166 206H164V201L163 202H160ZM185 205H187V204H185ZM190 205H191V203H190ZM202 205H203V203H202ZM214 205V204H213ZM219 205V204H218ZM217 205V206H218ZM244 205V207H245V204H243ZM242 205V206H243ZM250 205V204H249ZM20 206V205H19ZM107 206H110V205H107ZM143 206V205H142ZM157 206V205H156ZM188 206V205H187ZM192 206V205H191ZM201 206V205H200ZM215 206H216V204H215ZM241 206V205H240ZM13 207V206H12ZM27 207V206H26ZM55 207H57V206H55ZM55 207H53V208H55ZM59 207V206H58ZM71 207V206H70ZM97 207V206H96ZM98 207L99 208H105V209H107V207H105V206H103L102 205V203L101 204H99L98 205ZM140 207V206H139ZM152 207V206H151ZM197 207V206H196ZM238 207V206H237ZM23 208H24V206H23ZM48 208V207H47ZM62 208V207H61ZM72 208H75L77 211H78V209H79V204L77 203V204H74L73 206H72ZM173 208V207H172ZM193 208V207H192ZM202 208V207H201ZM213 208V207H212ZM246 208V207H245ZM27 209V208H26ZM36 209V208H35ZM45 209V208H44ZM43 209V210H44ZM52 209V208H51ZM57 209V208H56ZM63 209H64V207H63ZM68 209H69V207H68ZM137 209V208H136ZM139 209V208H138ZM146 209V208H145ZM174 209V208H173ZM217 209V208H216ZM243 209V208H242ZM8 210V211H7ZM15 210V209H14ZM32 210V209H31ZM41 210V209H40ZM66 210H67V207H66ZM82 210V209H81ZM197 210H198V208H197ZM201 210V209H200ZM199 210V211H200ZM205 210V209H204ZM213 210V209H212ZM218 210V209H217ZM50 211V210H49ZM57 211V210H56ZM92 211V210H91ZM94 211V210H93ZM98 211V210H97ZM109 211V210H108ZM177 211V210H176ZM191 211V210H190ZM193 211H195V210H193ZM206 211V210H205ZM26 212V211H25ZM34 212V211H33ZM45 212V211H44ZM101 212V211H100ZM105 212V211H104ZM112 212V211H111ZM110 212V213H111ZM168 212H170V211H168ZM220 212V211H219ZM43 213V212H42ZM57 213V212H56ZM68 213V212H67ZM76 213V212H75ZM93 213H95V212H93ZM136 213V212H135ZM172 213V212H171ZM182 213V212H181ZM193 213V212H192ZM196 213V212H195ZM204 213H206V212H204ZM44 214V213H43ZM59 214V213H58ZM82 214V213H81ZM92 214V213H91ZM133 214V213H132ZM132 214H130V215H132ZM145 214V213H144ZM148 214V213H147ZM177 215H178V213H176ZM183 214V213H182ZM186 214V213H185ZM4 218L5 217H7V219L9 220V223L11 224V225H14V227H17V228H20V232L21 231H24V230H26V228H28V232L30 233V228H29V225L32 223V221L34 220V222H35V220H37L35 217L36 216H34V217H32V216H29V215H25V213L22 211V210H20V209H18V210H15V211H11L9 208L8 209H6V211L4 212ZM42 215V214H41ZM82 215H84V214H82ZM103 215H104V213H103ZM109 215V214H108ZM115 215H117L116 213H115ZM129 215V214H128ZM129 215V216H130ZM159 215V214H158ZM162 215V214H161ZM160 215V216H161ZM181 215V214H180ZM196 215H197V213H196ZM202 215V214H201ZM205 215V214H204ZM207 215H208V213H207ZM225 215V214H224ZM43 216V215H42ZM49 216V215H48ZM53 216H56V214L55 215H53ZM66 216V215H65ZM89 216V215H88ZM98 216V215H97ZM112 215H110V217H111ZM134 216V215H133ZM209 216V215H208ZM207 216V217H208ZM221 216V215H220ZM59 217V216H58ZM57 217V218H58ZM61 217V216H60ZM86 217H87V215H86ZM179 217V216H178ZM209 217H211V216H209ZM95 218H97V217H95ZM98 218H100V217H98ZM113 218V217H112ZM135 218V217H134ZM177 218V217H176ZM190 218H191V216H190ZM42 219V218H41ZM48 219V218H47ZM51 219V218H50ZM56 219V218H55ZM59 219V218H58ZM100 219H102V218H100ZM104 219V218H103ZM111 219V218H110ZM181 219V218H180ZM200 219V218H199ZM6 220V219H5ZM45 220V219H44ZM43 220V221H44ZM96 220V219H95ZM94 220V221H95ZM118 220V219H117ZM138 220V219H137ZM146 220H147V218H146ZM161 220V219H160ZM179 220V219H178ZM184 220H186V219H184ZM210 219H208V220H206V223H207V221H209ZM1 221V220H0ZM102 221V220H101ZM101 221H99V222H101ZM105 221L106 222H104L105 224H106V226H110V232H113L114 233V235H116V234H118V233H120V231H122V230H126L127 232H128V234H129V237L130 238H138L134 233H133V236H132V227H133V225H132V227H129V223H127L126 222V224L124 223V224H122V225H124V226H113V224L112 225H110L109 224V220L108 219H105ZM128 221H130V220H128ZM142 221H143V219H142ZM191 220H189V222H190ZM229 221V220H228ZM232 221V220H231ZM55 222H56V220H55ZM58 222V221H57ZM74 222V221H73ZM83 222V221H82ZM113 222V221H112ZM121 222V221H120ZM133 222V221H132ZM149 222V221H148ZM162 222V221H161ZM164 222V221H163ZM166 222V221H165ZM233 222V221H232ZM64 223V222H63ZM94 223V222H93ZM97 223V222H96ZM95 223V224H96ZM167 223V222H166ZM178 223V222H177ZM201 223V222H200ZM199 223V224H200ZM43 224V223H42ZM56 224V223H55ZM61 224V223H60ZM71 224V223H70ZM94 224V225H95ZM115 224V223H114ZM135 224V223H134ZM165 224V223H164ZM176 224V223H175ZM233 224V223H232ZM35 225V224H34ZM48 225H50V224H48ZM58 225V224H57ZM103 225V224H102ZM101 225V226H102ZM119 225V224H118ZM146 225V224H145ZM152 225V224H151ZM230 225V224H229ZM8 226V225H7ZM54 226V225H53ZM87 226V225H86ZM135 226V225H134ZM48 227V226H47ZM58 227V226H57ZM85 227V226H84ZM91 227V226H90ZM99 227V226H98ZM97 227V228H98ZM136 227V226H135ZM145 227V226H144ZM148 227H149V225H148ZM23 228V229H22ZM41 228V227H40ZM64 228V227H63ZM86 228V227H85ZM95 228V227H94ZM101 228V227H100ZM141 228H143V227H141ZM146 228V227H145ZM153 228V227H152ZM205 228V227H204ZM33 229V228H32ZM76 229V228H75ZM81 229V228H80ZM108 229V228H107ZM167 229V228H166ZM203 229V228H202ZM235 229H237V228H235ZM38 230V229H37ZM58 230V229H57ZM73 230V229H72ZM82 230V229H81ZM145 230V229H144ZM169 230H173V228L172 229H169ZM177 230V229H176ZM66 231V230H65ZM80 231V230H79ZM84 231V230H83ZM108 231V230H107ZM161 231V230H160ZM181 230H179V232H180ZM34 232V231H33ZM48 232V231H47ZM72 232V231H71ZM100 232V231H99ZM177 232V231H176ZM178 232V233H179ZM191 232V231H190ZM75 233V232H74ZM122 233V232H121ZM136 233V232H135ZM169 233H172V232H169ZM199 233H200V231H199ZM202 233V232H201ZM242 233V232H241ZM20 234V233H19ZM41 234V233H40ZM77 234H79V233H77ZM99 234V233H98ZM158 234V233H157ZM173 234H174V232H173ZM42 235V234H41ZM46 235V234H45ZM61 235V234H60ZM95 235V234H94ZM112 235V234H111ZM113 235V236H114ZM144 235V234H143ZM202 235V234H201ZM212 235V234H211ZM12 236V235H11ZM25 236V235H24ZM43 236H44V234H43ZM48 236V235H47ZM71 236V235H70ZM70 236H69V238H70ZM80 236V235H79ZM78 236V237H79ZM83 236V235H82ZM96 236V235H95ZM98 236H100V235H98ZM116 236H118V235H116ZM120 236V235H119ZM128 236V235H127ZM145 237H148V236H146V235H144ZM168 236V235H167ZM188 236V235H187ZM205 236V235H204ZM245 236V235H244ZM1 237V236H0ZM28 237H29V235H28ZM86 237V236H85ZM89 237H90V235H89ZM94 237V236H93ZM142 237V236H141ZM144 237V238H145ZM210 237V236H209ZM20 238V237H19ZM33 238V237H32ZM39 238V237H38ZM45 238V237H44ZM68 238V239H69ZM75 238V237H74ZM87 238V237H86ZM99 238V237H98ZM102 238H103V236H102ZM105 239H106V237H104ZM121 238V237H120ZM125 238V237H124ZM190 238V237H189ZM25 239V238H24ZM36 239V238H35ZM45 239H47V238H45ZM94 239H95V237H94ZM97 239V238H96ZM95 239V240H96ZM129 239V238H128ZM148 239V238H147ZM176 239H177V237H176ZM202 239V238H201ZM204 239V238H203ZM5 240V239H4ZM19 240V239H18ZM38 240V239H37ZM53 240V239H52ZM73 240V239H72ZM81 240V239H80ZM79 240V242H81ZM113 240V239H112ZM116 240V239H115ZM121 240V239H120ZM175 240V239H174ZM195 240V239H194ZM10 241V240H9ZM21 241V240H20ZM36 241V240H35ZM40 241V240H39ZM50 241V240H49ZM64 241V240H63ZM85 241V240H84ZM100 241V240H99ZM103 241V240H102ZM106 241V240H105ZM133 241H136V243H134V245H137L138 243H139V241L140 240H135V239H133ZM27 242V241H26ZM38 242V241H37ZM42 242H44V241H42ZM64 242H66V241H64ZM101 242V241H100ZM114 242H116V241H114ZM126 242V241H125ZM141 242V241H140ZM176 242V241H175ZM194 242V241H193ZM192 241H191V243H193ZM203 242V241H202ZM213 242V241H212ZM45 243V242H44ZM56 243V242H55ZM77 243V242H76ZM85 243V242H84ZM92 243V242H91ZM95 243V242H94ZM93 243V244H94ZM119 243H121V242H119ZM123 243V242H122ZM130 243V242H129ZM143 243V242H142ZM187 243V242H186ZM201 243V242H200ZM200 243H197V245L198 244H200ZM46 244V243H45ZM53 244V243H52ZM71 244V243H70ZM108 244V243H107ZM158 244V243H157ZM206 244V243H205ZM14 245H15V243H14ZM18 245V244H17ZM31 245V244H30ZM34 245V244H33ZM50 245V244H49ZM68 245V244H67ZM84 244H82V246H83ZM89 245H90V243H89ZM100 245V244H99ZM98 245V246H99ZM110 245V244H109ZM131 245V244H130ZM141 245V244H140ZM174 245V244H173ZM5 246V245H4ZM9 246V245H8ZM26 246V245H25ZM39 246V245H38ZM64 246H65V244H64ZM64 246H62V247H64ZM93 246V245H92ZM95 246V245H94ZM105 246V245H104ZM112 246H113V243H112ZM120 246V245H119ZM122 246H124L123 244H122ZM180 246V245H179ZM191 246V245H190ZM189 246V247H190ZM201 246V245H200ZM203 246V245H202ZM206 246V245H205ZM9 247H11V246H9ZM20 247V246H19ZM23 247V246H22ZM21 247V248H22ZM45 247V246H44ZM109 247V246H108ZM129 247V246H128ZM137 247V246H136ZM141 247V246H140ZM188 247V246H187ZM194 247V246H193ZM198 247H199V245H198ZM204 247V246H203ZM32 248V247H31ZM30 248V249H31ZM34 248H35V246H34ZM36 248H38L37 246H36ZM49 248V247H48ZM58 248V247H57ZM71 248V247H70ZM76 248V247H75ZM88 248H90L89 246H88ZM97 248V247H96ZM101 248H102V246H101ZM127 248V247H126ZM134 248V247H133ZM137 248H139V247H137ZM154 248V247H153ZM172 248V247H171ZM208 248V247H207ZM206 248V249H207ZM15 249V248H14ZM26 249V248H25ZM28 249V248H27ZM50 249V248H49ZM60 249H61V247H60ZM83 249V248H82ZM85 249V248H84ZM92 249V248H91ZM111 249V248H110ZM115 249V248H114ZM121 249H122V247H121ZM125 249V248H124ZM149 249V248H148ZM170 249V248H169ZM196 249V248H195ZM204 249H205V247H204ZM203 249V250H204ZM4 250V249H3ZM2 250V251H3ZM22 250V249H21ZM21 250H20V252H21ZM29 250V249H28ZM74 250V249H73ZM94 250V249H93ZM101 250V249H100ZM107 250V249H106ZM131 250V249H130ZM135 250V249H134ZM136 250H138V249H136ZM187 250V249H186ZM200 250V249H199ZM35 251V250H34ZM77 251V250H76ZM82 251V250H81ZM124 251V250H123ZM152 251V250H151ZM193 251V250H192ZM201 251V250H200ZM206 251V250H205ZM1 252V251H0ZM19 252V251H18ZM27 252V251H26ZM36 252V251H35ZM46 252V251H45ZM64 252V251H63ZM97 252V251H96ZM95 252V253H96ZM101 252V251H100ZM103 252V251H102ZM112 252V251H111ZM120 252V251H119ZM173 252V251H172ZM184 252V251H183ZM189 252V251H188ZM204 252V251H203ZM207 252V251H206ZM3 253V252H2ZM8 253H10V251L8 252ZM31 253V252H30ZM48 253V252H47ZM71 253V252H70ZM94 253V254H95ZM109 253V252H108ZM122 253V252H121ZM143 253V252H142ZM141 253V254H142ZM152 253V252H151ZM154 253H156V252H154ZM186 253V252H185ZM184 253V254H185ZM4 254V253H3ZM49 254V253H48ZM65 254V253H64ZM74 254V253H73ZM93 254V255H94ZM104 254V253H103ZM120 254V253H119ZM158 254V253H157ZM165 254V253H164ZM176 254V253H175ZM193 254V253H192ZM6 255V254H5ZM10 255H12V254H10ZM30 255V254H29ZM33 255V254H32ZM42 255V254H41ZM57 255V254H56ZM100 255V254H99ZM107 255V254H106ZM117 255H118V252H117ZM120 255H122V254H120ZM119 255V256H120ZM131 255V254H130ZM188 255V254H187ZM194 255V254H193ZM198 255V254H197ZM197 255H195V256H197ZM204 255V254H203ZM205 255H207V254H205ZM209 255V254H208ZM62 256V255H61ZM73 256V255H72ZM83 256V255H82ZM108 256V255H107ZM114 256V255H113ZM125 256V255H124ZM128 256V255H127ZM136 256V255H135ZM141 256V255H140ZM168 256V255H167ZM199 256V255H198ZM4 257V256H3ZM32 257V256H31ZM34 257V256H33ZM39 257V256H38ZM74 257V256H73ZM78 257V256H77ZM100 257V256H99ZM133 257H134V254H133ZM194 257V256H193ZM58 258V257H57ZM69 258V257H68ZM72 258V257H71ZM83 258V257H82ZM115 258V257H114ZM113 258V259H114ZM117 258V257H116ZM135 258V257H134ZM142 258V257H141ZM146 258V257H145ZM167 258V257H166ZM41 259V258H40ZM39 259V260H40ZM74 259H75V257H74ZM73 259V260H74ZM109 259V258H108ZM112 259V258H111ZM118 259V258H117ZM136 259H139V258H137L136 257ZM150 259V258H149ZM187 259H189V258H187ZM53 260V259H52ZM81 260V259H80ZM99 260V259H98ZM105 260V259H104ZM116 260V259H115ZM132 260V259H131ZM134 260V259H133ZM143 260V259H142ZM159 260V259H158ZM171 260H173V259H171ZM21 261V260H20ZM49 261V260H48ZM75 261H77V260H75ZM85 261V260H84ZM96 261V260H95ZM108 261V260H107ZM114 261V260H113ZM121 261V260H120ZM192 261V260H191ZM200 261V260H199ZM204 261V260H203ZM40 262V261H39ZM79 262V261H78ZM90 262V261H89ZM106 262V261H105ZM114 262H117V261H114ZM152 262V261H151ZM160 262V261H159ZM41 263V262H40ZM39 263V264H40ZM94 263V262H93ZM99 263V262H98ZM107 263V262H106ZM126 263H128V262H126ZM133 263V262H132ZM147 263V262H146ZM189 263V262H188ZM200 263V262H199ZM35 264V263H34ZM51 264V263H50ZM80 264V263H79ZM82 264V263H81ZM87 264H89V263H87ZM103 264V263H102ZM113 264V263H112ZM117 264V263H116ZM135 264V263H134ZM154 264H156V263H154ZM158 264V263H157ZM165 264V263H164ZM201 264V263H200Z\"/></svg>",
    "mask_w": 264,
    "mask_h": 264
}]
</instances>
